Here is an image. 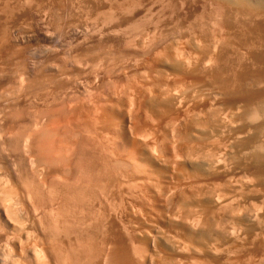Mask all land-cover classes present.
Listing matches in <instances>:
<instances>
[{"label": "bare ground", "instance_id": "bare-ground-1", "mask_svg": "<svg viewBox=\"0 0 264 264\" xmlns=\"http://www.w3.org/2000/svg\"><path fill=\"white\" fill-rule=\"evenodd\" d=\"M7 1V0H6ZM25 1V0H24ZM33 1V0H32ZM76 1V0H75ZM95 1V0H94ZM105 1V0H104ZM113 1V0H112ZM116 1V0H115ZM126 1V0H125ZM170 1V0H169ZM214 1H217V0H214ZM10 2V1H8ZM21 2V0H20ZM46 2V1H45ZM48 2V0H47ZM46 2V3H47ZM69 2V1H68ZM101 2V1H100ZM109 2V1H108ZM122 2V1H121ZM133 2L136 4V1L133 0ZM23 3V2H22ZM60 3V2H59ZM87 3V2H86ZM106 3V2H105ZM113 3V2H112ZM117 3V2H115ZM139 3V2H138ZM183 3V2H182ZM17 4V2H16ZM45 4V3H44ZM76 4V3H75ZM94 4V3H93ZM120 4V3H119ZM122 4V3H121ZM120 4V5H121ZM133 4V3H132ZM214 9L217 13H221L223 11H225V14H224V19H223V22L219 23V25H217L218 27V31H219V34L214 36L213 35H210L211 36V40L209 42V39L207 40L209 42V45L207 44L208 42H206L205 38H203V42L205 40L206 44L204 43V48L206 46L210 47L209 49H211L210 51H207V48L206 50L202 47L200 49V51L202 52V49H203V52L204 50L206 52H210L208 55L206 56H202L201 52V56L200 54L198 56H196V54L194 53V55L192 54L194 52H196V50L198 49L197 47H199V45L202 46V43L201 44H196V42H193V38L192 36H194L192 34L191 38H192V44H196V48L194 46H192V50H190V34H189V37L186 36V34L182 35V33H179L177 36H172L170 38H166V39H163V41H159L158 40L156 41L155 39L149 37L150 33H147L143 30H142L146 33L143 32V34H141L140 32H138V30L136 32L140 33L139 34V38L137 37L138 41L141 43L142 47L145 49L144 51L142 49H139V50H142V53H140L141 55L143 54V58L142 59L140 57V59H142L143 63H140V64H137L138 61L136 63H134V65L132 66L131 69L129 70H126L128 72L129 75H126L125 73V70L124 72H122V74H119V77L115 80H111V81H107L106 86H107V90L109 91V94H110V97L112 96V98L110 99L112 101L113 98H115L117 95H119V93H121V95H119V97H122V95L124 94L123 97L126 98V100L128 101V103L126 102V100L124 101L126 104H124V102L122 101V103L120 104V106L118 104L119 107H124L125 105V108H117V106H115L114 103H118L117 101L116 102H111L110 100L108 102H105L104 103H101L102 105V108H101V105L100 108L102 109V111L104 112V114L110 119H108L107 123L110 121V125L108 123V126L107 127H111L112 130H114V134L112 133L113 131H110L111 134L113 136V139L112 138H109L111 141H110V145L114 147V150H116L117 152H114L116 155H119L118 158H114V155L113 157L109 156L110 158H114V163H116V169H115V172L114 170H111L110 168V164L108 165L109 161H112L110 158L106 157V158H100V156L96 153H101V151L99 150L100 148L98 147V144H101L98 139V135L97 137H94L96 134H93V130L92 128H96L97 129H94V130H97L98 131V126L96 122V120H99L98 116V111H100V108L97 107L99 110L96 112V106L93 105H90L91 107H88L87 105V108H86V111L85 113H88L90 116H88L87 118L90 117L91 119V124L90 123H86V124H89L90 126L87 127L90 129H86V124H83L85 127H84V130H85V133L84 135H80V133L82 134L83 132V126L81 123H84L86 122L84 120L83 122V119L81 123H76V118L78 117V114H82L80 113V111L82 112L83 108L81 107H84L85 104H81V107H71L72 105H69L68 102H62L61 106H60V112L61 114H57V118L53 120V125H51V121L50 119L48 118V123L47 126H44L42 127L41 130H46L48 135H49V132L55 137H57V140L55 139V141L50 144L49 146V149H51L52 151L54 150L55 152H57L60 156V164L59 165H47V158H44L42 156H44V154L41 156V160H38L39 156H40V151H39V155L38 157H35L37 158V160L34 161L33 163V160L28 161V157L31 156L34 154H31L30 151H38L37 148H33V138L32 134H27V132H24L22 131L21 133H19V136H17L16 140L14 141H11V142H7L5 143L6 144V147L10 148V146H12L11 149H16L17 147V151H19V149L21 148H24V149H27V150H30L28 153L31 154L29 155L28 157L27 156H24L27 152L25 150V154L23 155L24 158L27 157V161L26 159H23L25 160L24 162H26V166L27 168H29L27 162H30L29 164H31V168L27 169L26 170V166H23L21 165L22 163H20L19 165V162H22V160H19L17 158V160L15 161L16 163L15 164H18V169L20 168L22 171H21V174L24 178H22V176L19 175V173L17 174V178L19 179V184L17 183V178L15 179L14 178L13 180H15L14 184L15 186L17 185H20L21 186V183L23 182H20V180H23L24 183L22 184L23 186L21 188H26V191H25V194L24 196L27 197V199H24L25 202H28L27 204L24 203V205L26 206H29L28 208L25 207L22 203V206H24V209L25 211L27 212H23L25 215V220L27 221L28 218H31L32 220V224H35L34 221L37 223L35 224L39 231H43L45 230V232L47 233L46 235L45 232L43 234L42 232V236L43 237V241L40 242L38 240V238H36L38 240V242H40V246L37 247L36 245V248L38 249V254L36 255L37 256V259L40 261H42V259H46L48 262L50 261L51 263H53V260L56 261L54 263H57V264H134L133 262H139L142 264V262L145 260L144 258L145 257H148L150 259V264H181L180 262V259L181 257L183 258V255H186L188 256V258L190 259V252L197 250L196 248L194 249V246H192V244H195L194 242H192V236L195 232V235L197 234V230L199 231L201 228L202 229H205L208 224L209 226L207 227L206 230H209V228L212 226V230H214V226H220V225H212L213 223L209 220V219H212L211 215L210 214H213L214 212L208 211V218H206L207 216V213H206V210H208L209 208L206 206L207 203L211 202L213 203L214 205H216L217 207H214L215 209L216 208H219V207H230V211L231 212H237L238 210V213H240L239 211L240 208H238L240 205L238 204L240 199H242L243 197L241 196L240 199H238L240 196V193L241 194H244L242 193V191L246 192V190L249 191V188L247 189H240L238 190V186H239V181L238 179L241 178L243 180V182H245V177L248 176V178L250 179V174L249 175H244L245 177H238L240 175H237L238 179L236 178L235 176V179H237V181L233 178L234 176H231L232 173L229 172L227 169L229 167H226L225 164H227L230 159H232L233 157V153L231 151V154L232 156L230 157L231 154H229L228 152L229 149L227 148H231L227 145L226 148H224V144L222 145L220 142L221 141V138L218 139L219 136L221 135H224L223 132L224 130H228L227 127L231 126H234L235 125V121L234 120V117H236L237 115V111H238V107H237V104H234V105H228L230 103V99L231 97H229V103L226 104V102H222L220 100V96H218V94H222L221 91H225V89L227 88H224L225 85H224V81L225 79H223V72H224V68H225V64H226V58H225V50L226 48L224 49V45L227 46V47H231V46H228L230 41L228 42V44H224V40H226L227 38L228 39H233L231 37H234L235 38H240L239 37V33L241 32H238L239 30H237V28L239 27V23L237 22V15H246L249 19V21L251 22V18L252 17H255V16H258L260 15L263 19H264V0H219L218 3H215L214 2ZM5 5V4H4ZM20 5V4H19ZM27 5V4H26ZM39 5V4H37ZM52 5V4H51ZM91 5V4H90ZM108 5V4H107ZM118 5V6H120ZM125 5V4H124ZM160 5V4H159ZM168 5V4H167ZM6 6V5H5ZM21 6V5H20ZM28 6V5H27ZM30 6V4H29ZM78 6V5H77ZM99 6V5H98ZM134 6V5H133ZM165 6V5H164ZM176 6V5H175ZM180 6V5H179ZM13 7V6H12ZM37 7V6H36ZM44 7V6H43ZM48 7V6H47ZM46 7V8H47ZM93 7V6H92ZM110 7V6H108ZM122 8V5L120 6ZM128 7V6H127ZM139 7V6H138ZM183 7V6H182ZM224 7L227 8V11H226V8L224 10ZM5 8V7H4ZM34 8V7H33ZM88 8V7H87ZM119 8V7H118ZM129 8V7H128ZM126 9L129 10V9ZM172 8V7H171ZM8 9V8H6ZM12 9V8H11ZM19 9V8H18ZM38 9V8H37ZM36 9V10H37ZM59 9V8H58ZM104 9V8H103ZM110 9V8H109ZM132 9V8H131ZM150 9V8H149ZM148 9V10H149ZM160 9V8H159ZM174 9V8H173ZM28 10V9H27ZM34 10V9H33ZM47 10V9H46ZM54 10V9H53ZM60 10V9H59ZM106 10V9H105ZM166 10V9H165ZM176 10V9H175ZM17 11V10H16ZM21 11V10H20ZM48 11V10H47ZM56 11V10H55ZM75 11V10H74ZM80 11V10H79ZM83 11V10H82ZM104 11V10H103ZM109 11V10H108ZM119 11V10H117ZM131 11V10H129ZM2 12V11H1ZM11 12V11H10ZM53 12V11H52ZM100 12V10H99ZM107 12V11H106ZM105 12V13H106ZM115 12V11H114ZM213 12V11H211ZM210 12V13H211ZM8 13V12H7ZM58 13V12H57ZM82 13V12H81ZM92 13V12H91ZM104 13V12H103ZM122 13V12H121ZM145 13V12H144ZM155 13V12H153ZM217 13L216 14V17H217ZM13 14V13H11ZM17 14V13H16ZM88 14V12H87ZM98 14V13H97ZM111 15H114L112 14V12H110ZM124 14V13H123ZM213 14V13H212ZM37 15V14H36ZM53 15V14H52ZM92 15V14H91ZM110 15V16H111ZM150 15V14H149ZM8 16H10L8 14ZM13 16V15H12ZM15 16V15H14ZM84 16V15H83ZM105 16V15H103ZM109 16V17H110ZM122 16V15H121ZM209 16V15H208ZM213 16V15H212ZM215 16V15H214ZM81 17V16H80ZM99 17V16H98ZM114 17V16H113ZM116 18L118 16H115ZM145 17V16H144ZM171 17V16H170ZM215 17V18H216ZM220 17V16H219ZM218 17V18H219ZM238 17H241V16H238ZM54 18V17H53ZM84 18V17H83ZM95 18V17H94ZM106 18V17H105ZM107 18H108V14H107ZM112 18V17H111ZM143 18V17H142ZM146 18V17H145ZM157 18V16H156ZM242 18V17H241ZM240 18V19H241ZM12 19V18H11ZM19 19V18H18ZM42 19V18H41ZM50 19H52L50 17ZM90 19V18H89ZM93 18H91L92 20ZM103 19V18H102ZM179 19V18H177ZM212 19V18H211ZM210 19V20H211ZM214 19V18H213ZM29 20V19H28ZM104 20V19H103ZM108 20V19H107ZM118 20V19H117ZM134 20V18H133ZM137 20V19H136ZM142 20V19H141ZM144 20V18H143ZM142 20V21H143ZM148 20V19H147ZM145 20V21H147ZM150 20V19H149ZM159 20V19H157ZM163 20V19H162ZM216 20V19H214ZM41 21V20H40ZM39 21V22H40ZM77 21V20H76ZM88 21V20H87ZM110 21V20H108ZM107 21V22H108ZM116 21V20H115ZM203 21V20H202ZM212 21V20H211ZM210 21V22H211ZM242 21V20H241ZM264 21V20H263ZM5 22V21H4ZM24 22V21H23ZM42 22V21H41ZM84 22V21H83ZM97 22V21H96ZM101 22V21H100ZM112 22H114L112 20ZM136 22V21H134ZM133 22V23H134ZM139 22L140 19H139ZM154 22V21H153ZM156 22V21H155ZM158 22V21H157ZM162 22V21H161ZM208 22V21H207ZM217 22V21H216ZM243 22V21H242ZM3 23V21H2ZM25 23V22H24ZM28 23V21H27ZM92 23V22H91ZM111 23V22H110ZM129 23V22H128ZM160 23V22H159ZM158 23V24H159ZM164 23V22H163ZM174 23V22H172ZM176 23V22H175ZM189 23V22H187ZM185 24L184 23H180V24H174V28L177 30V29H182L183 27L186 28L188 31L190 29V25L189 24ZM195 23V22H194ZM245 23V22H243ZM247 23V22H246ZM245 23V24H246ZM7 24V23H6ZM4 24V25H6ZM33 24V23H32ZM36 24V23H35ZM45 24V23H44ZM88 24V23H87ZM114 24V23H113ZM129 24H132V23H129ZM145 24V23H144ZM147 24V22H146ZM157 24V23H156ZM196 24V23H195ZM204 24V23H203ZM212 24V22L210 23ZM215 24V23H214ZM252 23H248V25H251ZM260 24V23H259ZM264 24V23H263ZM1 25V24H0ZM28 25V24H27ZM139 25V24H138ZM149 25V24H148ZM160 25V24H159ZM193 25V24H192ZM241 26H243L242 24H240ZM7 26V25H6ZM24 26V24H22V27ZM37 26V25H35ZM60 26V25H59ZM80 26V25H79ZM82 26V25H81ZM132 27L131 28H134L133 25H131ZM152 26V25H151ZM156 26V25H155ZM155 26H152L155 28ZM171 26V25H170ZM212 26V25H211ZM264 26V25H263ZM261 27L259 25H256L254 23V28L251 26H248L247 28H244L246 34L248 37H246V41H247V44H249L250 46H253L254 42L256 43V41L258 40H253V34H255V31H260L261 30L264 32V27ZM3 27V26H2ZM93 27V26H92ZM95 27V26H94ZM130 28V26H127ZM143 27V26H142ZM147 27V26H146ZM202 27V26H200ZM208 27V26H207ZM214 27V26H213ZM216 27V28H217ZM1 28V26H0ZM36 28V27H35ZM54 28V27H53ZM81 28V27H80ZM123 29V27H121ZM119 28V29H121ZM126 28V27H125ZM124 28V29H125ZM128 28V29H129ZM140 28V31H141V27L139 25L138 29ZM148 28V27H147ZM157 28V27H156ZM163 28V27H162ZM192 28V27H191ZM196 28V27H195ZM206 28V27H204ZM6 29V28H5ZM3 30L1 31V35L0 37H2L1 40H3V38L5 39L6 37L9 36L8 31L6 30ZM28 29V28H27ZM46 29V28H45ZM93 29V28H92ZM100 29V27L98 28ZM96 28V30H98ZM107 29V28H106ZM111 29V28H110ZM127 29V28H126ZM185 29V30H186ZM207 29V28H206ZM20 30V29H18ZM68 30V29H67ZM118 30V28H117ZM131 30V29H130ZM134 30V29H132ZM131 30V31H132ZM184 30V29H182ZM185 31V32H188V31ZM198 30V29H197ZM204 30V29H203ZM241 30V29H240ZM11 31V30H10ZM16 31V30H15ZM49 31V30H48ZM47 31V32H48ZM77 31V30H75ZM94 32V30H92ZM101 31V29H100ZM103 31V30H102ZM109 31V30H108ZM124 31V30H123ZM128 31V30H127ZM160 31V30H159ZM191 31V30H190ZM212 31V28L210 30V32ZM216 31V30H215ZM41 32V31H40ZM92 32V33H93ZM97 32V31H96ZM99 32V31H98ZM111 32V30H110ZM113 32V31H112ZM116 32V31H115ZM122 32V31H121ZM126 32V31H125ZM124 32V33H125ZM153 32H155V30H153ZM152 32V34L154 35V33ZM204 32V31H202ZM201 32V33H202ZM30 33V32H29ZM74 33V32H73ZM87 33V31H86ZM90 33V32H89ZM109 33V32H107ZM130 32H128L127 34H129ZM131 33H134L131 32ZM158 33V32H157ZM194 33V32H193ZM213 33V32H212ZM46 34V33H45ZM44 34V36H45ZM53 34V33H51ZM65 34V33H64ZM84 35H86L85 33H83ZM91 34V33H90ZM95 34V33H94ZM113 34V33H112ZM135 34V33H134ZM181 34V35H180ZM207 34V33H206ZM211 34V33H210ZM11 35V34H10ZM40 35V34H39ZM47 35V34H46ZM80 35V33L78 34ZM93 35V34H92ZM96 35V34H95ZM105 35V33H104ZM110 35V34H109ZM116 35V34H114ZM172 35V34H171ZM174 35V34H173ZM176 35V34H175ZM202 35V34H201ZM29 36V35H28ZM43 36V37H44ZM52 36V35H51ZM124 36V35H122ZM134 36H138L137 34H135ZM152 36V35H151ZM204 36H207V35H204ZM262 36V35H261ZM49 37V36H48ZM82 37V36H81ZM80 37V38H81ZM107 37V36H106ZM126 39H122L124 44L122 45H125V46H128L129 45V48H130V42L132 41V39L130 38L131 36H128L129 38H127V36H124ZM153 37H156V36H153ZM15 38V37H14ZM17 38V37H16ZM15 38V39H16ZM28 38V37H27ZM85 38V37H84ZM89 38V37H88ZM87 38V40H88ZM95 38V37H94ZM99 37L97 36V39ZM117 38V37H116ZM115 38V39H116ZM150 38L153 39L151 41H153L152 43H154V41L158 42V43H155V44H152L150 42ZM162 38V37H161ZM164 38V36H163ZM200 38V37H199ZM197 38V40L199 39ZM7 39H9L8 41H6V43H8L10 40V38L8 37ZM6 39V40H7ZM14 39V40H15ZM37 39V38H36ZM67 39V38H66ZM101 39V37H100ZM136 39V38H135ZM134 39V40H135ZM196 40V38H194ZM202 39V38H200ZM234 39L231 41L233 42ZM13 40V39H12ZM41 40V39H39ZM70 40V39H69ZM17 41V40H16ZM76 41V40H74ZM84 41V39H83ZM114 41V40H113ZM121 40L117 41V43L119 42L120 43ZM228 41V40H227ZM236 41V40H235ZM4 42V41H3ZM14 42V41H13ZM28 42V41H27ZM33 42V41H32ZM59 42V41H58ZM68 42V41H67ZM70 42V41H69ZM81 42V40H80ZM100 42V40H99ZM98 42V43H99ZM112 42V41H111ZM116 42V41H115ZM200 42V41H199ZM202 42V41H201ZM1 43V41H0ZM11 43V42H10ZM9 43V44H10ZM17 43V42H16ZM14 42V44H16ZM24 43H26L24 41ZM50 43V41H49ZM109 43V44H108ZM113 44H115L114 42H112ZM116 43V44H117ZM118 43V44H119ZM134 43V41H133ZM148 43H151L150 46ZM2 44V43H1ZM5 44V42H4ZM54 44V43H53ZM84 44V42L82 43ZM96 44V43H95ZM139 44V43H137ZM148 44V45H147ZM234 44V43H233ZM8 45V44H7ZM18 45V43L16 44ZM32 45V44H31ZM91 45V44H90ZM121 45V44H119ZM121 45V49L122 48H126V47H122ZM259 45V44H258ZM2 47V45H0ZM11 46H12V43H11ZM14 46V45H13ZM29 46V45H28ZM40 46V45H39ZM84 46V45H83ZM95 46V45H94ZM105 46H111V43L110 42H107L105 44ZM133 46V45H132ZM136 46V45H135ZM146 46L147 49H146ZM239 46V45H238ZM248 46V45H246ZM245 46V48H246ZM262 46V45H261ZM9 47V46H8ZM18 47V46H17ZM26 47V46H25ZM70 47V45H69ZM68 47V48H69ZM112 47H116V45H113ZM134 47V46H133ZM138 47V45H137ZM136 47V48H137ZM23 48V47H21ZM20 48V49H21ZM29 48V47H28ZM41 48V47H39ZM64 48V47H63ZM83 48V47H82ZM85 48V47H84ZM83 48V49H84ZM93 48V47H92ZM114 48V49H115ZM119 48V47H118ZM132 48V47H131ZM135 48V47H134ZM141 48V47H140ZM200 48V47H199ZM256 48V47H255ZM24 49V48H23ZM42 49V48H41ZM61 49V48H60ZM67 49V48H66ZM98 49V48H97ZM111 49V48H109ZM127 49V48H126ZM30 50V49H29ZM51 50V49H50ZM53 50V48H52ZM51 50V51H52ZM117 50V49H116ZM120 50V49H119ZM131 50V49H130ZM231 50V48H230ZM244 50V49H243ZM20 51V50H19ZM27 51V49H26ZM39 50H37L38 52ZM44 51V50H43ZM47 51V49H46ZM82 51V50H81ZM86 51V50H85ZM114 51V50H113ZM199 51V50H198ZM235 51V50H234ZM238 51V50H236ZM241 51V50H240ZM36 52V51H35ZM42 52V51H40ZM53 52V51H52ZM121 52V51H119ZM192 52V53H191ZM202 52V53H203ZM3 53V52H2ZM25 53V52H24ZM34 53V52H33ZM46 53V52H44ZM51 53V52H50ZM97 53V52H96ZM99 53V52H98ZM106 53V52H105ZM199 53V52H198ZM197 53V54H198ZM231 53V52H230ZM249 53V52H248ZM257 53V52H256ZM1 54V53H0ZM32 54V53H30ZM72 54V53H71ZM75 54V52H74ZM92 54H95L92 52ZM122 53H120L121 55ZM5 55H6V51H5ZM19 55V54H18ZM26 55V54H25ZM36 55V54H35ZM41 55V54H39ZM46 55V54H45ZM49 55H52V54H49ZM73 55V54H72ZM91 55V54H90ZM89 55V56H90ZM102 55V54H101ZM118 55V54H117ZM125 55V54H124ZM123 55V56H124ZM129 55V54H128ZM139 55V56H141ZM241 55V54H240ZM244 55V54H243ZM28 56L30 57L31 55L28 54ZM43 56V55H42ZM47 56V55H46ZM70 57V55H68ZM88 56V55H87ZM100 56V55H99ZM119 56V55H118ZM122 56V55H121ZM229 56V55H227ZM246 56V55H245ZM249 56V55H248ZM40 57V56H39ZM44 57V56H43ZM102 57V56H101ZM109 57V56H108ZM111 57V56H110ZM241 57V56H240ZM247 57V56H246ZM27 58V57H26ZM36 58V57H34ZM63 59V57H60ZM59 58V59H60ZM127 58V57H126ZM133 58V57H131ZM137 58V57H136ZM134 58V59H136ZM229 58V57H228ZM1 59V58H0ZM30 59V58H29ZM39 59V58H38ZM56 59V58H55ZM58 59V58H57ZM76 59V57H75ZM84 59V58H83ZM96 59V58H95ZM104 59V58H103ZM106 59V58H105ZM112 59V58H111ZM115 59V58H114ZM125 58H123L124 60ZM138 59V58H137ZM139 59V60H140ZM245 59V58H244ZM261 59V58H260ZM259 59V60H260ZM15 60V59H14ZM19 60V59H18ZM52 60V59H51ZM65 60V59H64ZM69 59H67V62H68ZM71 60V59H70ZM79 60V59H78ZM81 60V59H80ZM97 60V59H96ZM102 60V59H101ZM229 60V59H228ZM242 60V59H240ZM16 61V60H15ZM29 61V60H28ZM60 61V60H59ZM62 61V60H61ZM74 61V60H72ZM71 61V62H72ZM86 61V60H85ZM91 61V60H89ZM108 61V60H107ZM110 61V60H109ZM132 61V60H131ZM230 61V60H229ZM19 62V61H18ZM40 62V60L38 61ZM57 62V61H56ZM79 62V61H77ZM121 62V61H120ZM124 62V61H123ZM141 62V61H140ZM234 62V61H233ZM250 62V60H249ZM26 63V66H22L21 65V74H18V75H23V77H26V79H31V80H34V72H33V69H32V63L33 62H25ZM29 63V64H28ZM48 63V62H47ZM52 63V61H51ZM51 63L49 64L51 66ZM60 63V62H59ZM62 63V62H61ZM65 63V62H64ZM89 63V62H88ZM92 63V62H91ZM97 63V62H96ZM100 63V62H98ZM107 63V62H106ZM110 63V62H109ZM107 63V64H109ZM119 63V61H118ZM122 63V62H121ZM126 63V62H125ZM132 63V62H131ZM245 63V62H244ZM248 63V62H247ZM5 64V62H4ZM63 64V63H62ZM113 64V62H112ZM116 64V63H115ZM138 66H137V65ZM142 64V65H141ZM25 65V64H24ZM42 65V64H41ZM47 64H45L46 66ZM48 65V66H49ZM53 65V63H52ZM56 65H59L58 63ZM54 64V66H56ZM77 65H79L77 63ZM76 65V66H77ZM84 65V64H83ZM96 65V64H95ZM98 65V64H97ZM96 66H92L94 71L96 69ZM118 65V64H117ZM141 65V66H139ZM234 65V64H233ZM5 66V65H4ZM68 66V65H67ZM85 66V65H84ZM87 66V64H86ZM108 66V65H107ZM119 66V65H118ZM1 67V66H0ZM11 67V66H10ZM66 67V66H64ZM73 67V66H72ZM80 67V66H79ZM91 67V65H90ZM92 67L90 69H92ZM100 67V66H98ZM97 67V68H98ZM123 67V66H122ZM252 67V66H250ZM43 67H39L38 70L36 71H39L37 72L38 74L43 71L42 69ZM47 68V67H45ZM52 68V67H51ZM59 68V67H58ZM81 68V67H80ZM84 68V67H83ZM101 68V67H100ZM111 68V67H110ZM110 68H107V70L110 72ZM115 68V66L113 67ZM228 68V67H227ZM236 68V67H235ZM238 68V66H237ZM19 69V68H18ZM56 69V68H55ZM77 69V68H76ZM103 69V68H102ZM120 69V68H119ZM19 70V71H20ZM41 70V71H40ZM57 70V69H56ZM84 70V69H83ZM99 70V68H98ZM101 70V69H100ZM113 70V69H112ZM13 71V70H12ZM46 71V70H45ZM66 71V70H65ZM90 71V70H88ZM103 71V70H102ZM105 71V70H104ZM119 71V70H117ZM116 71V72H117ZM44 72V71H43ZM50 71H48L49 73ZM82 72V71H81ZM101 72V71H100ZM99 72V73H100ZM213 73L212 75L210 74ZM233 72V71H232ZM243 72V71H242ZM259 72V71H258ZM15 73V72H14ZM20 73V72H19ZM57 73V72H55ZM69 73V71H68ZM235 73V72H234ZM6 74V73H5ZM11 74V73H9ZM13 74V73H12ZM90 74V73H89ZM93 74V73H92ZM117 74V73H116ZM239 74V73H238ZM40 75H43L42 72ZM83 75V74H82ZM91 75V74H90ZM95 77L97 76L96 74H94ZM93 75V76H94ZM102 75V74H101ZM105 75L106 74V71H105ZM255 75V74H254ZM21 76H18L19 78ZM37 78L35 79H38V76L36 74ZM41 76V77H43ZM247 76V75H246ZM47 76V80L49 79ZM63 77H66V76H63ZM94 77V78H95ZM101 77V76H100ZM123 77L124 81L126 78H129L128 80H126L127 82H130L131 83H128L125 81V84L126 87L122 85L119 86L118 84V81H120L119 79ZM9 78V77H8ZM22 79V78H20ZM45 79V76L43 77ZM60 78V77H59ZM69 78V77H68ZM76 78V77H75ZM233 78H234V75H233ZM245 78V77H244ZM248 78V77H247ZM51 79V78H50ZM62 79V77H61ZM64 79V78H63ZM78 79V78H77ZM97 79V77H96ZM107 79V78H106ZM223 79V80H222ZM237 79V78H236ZM252 79V78H251ZM259 79V78H258ZM257 79V80H258ZM263 79V78H262ZM9 80V79H8ZM30 80V81H31ZM46 80V79H45ZM44 80V82H45ZM52 80V79H51ZM85 80V79H84ZM84 80H83V83H84ZM108 80V79H107ZM21 81V80H20ZM23 81V80H22ZM26 81V80H25ZM29 81V82H30ZM37 81H42L43 82V79L41 80H36L34 81V83H36ZM64 81H68V80H65ZM80 81V79H79ZM94 81V80H93ZM256 81V80H255ZM28 81H26V84L29 83ZM33 82V81H32ZM38 82V85L41 86ZM47 82H50L49 81H46L45 84H47ZM74 82V81H73ZM95 82V81H94ZM92 82V83H94ZM215 82L213 84V87L211 83ZM10 83V82H9ZM19 86H20V83L21 82H18ZM23 83V82H22ZM21 83V86L23 85ZM41 83V82H40ZM61 83V82H59ZM67 83V82H66ZM65 83V84H66ZM78 83V81H77ZM104 83V82H103ZM124 83V82H123ZM205 83L209 84V86L205 85ZM240 83V82H239ZM255 83V82H254ZM258 83V82H257ZM6 84V83H5ZM37 84V83H36ZM69 84V83H68ZM88 84V83H87ZM90 84V83H89ZM130 84V85H129ZM197 84H203V86H206V88L204 89V91H208L210 89L211 92H202L200 93L198 96L197 94H195V92H197V90L195 91V89H193ZM211 84V86H210ZM9 85V84H8ZM43 85V84H42ZM51 85V84H50ZM78 85V84H77ZM82 85V83H81ZM79 85V86H81ZM84 85V84H83ZM86 85V84H85ZM92 85V84H90ZM118 85V86H117ZM234 85V84H233ZM259 85H260V82H259ZM262 85V84H261ZM20 86V87H21ZM25 86V85H23ZM27 86V85H26ZM49 86V85H48ZM66 86V85H65ZM89 86V85H88ZM105 86V85H104ZM105 86V87H106ZM36 87V86H35ZM57 87V86H56ZM72 87V86H71ZM83 87V86H82ZM209 89H208V88ZM239 87V86H238ZM252 87V86H251ZM257 87V86H256ZM10 89V86L8 87ZM84 90H86L85 86L83 87ZM94 88V87H93ZM122 88V89H121ZM7 89V88H6ZM24 90V87L22 88ZM27 89H29V87H27ZM26 89V90H27ZM49 88H47L48 90ZM71 89V88H70ZM92 89V88H91ZM121 89V91H120ZM239 89V88H238ZM257 89V88H256ZM38 90V89H37ZM45 90V89H44ZM50 90V89H49ZM58 90V89H57ZM75 90V88H74ZM93 90V89H92ZM95 90V89H94ZM97 90V88H96ZM95 90L94 93H96L97 91ZM105 90V89H104ZM103 90V91H104ZM228 90V89H227ZM231 90V89H229ZM241 90V89H240ZM68 91H71V90H68ZM101 91V90H100ZM249 91V90H248ZM42 92V91H41ZM48 92V91H47ZM46 92V93H47ZM54 92V91H52ZM60 92V91H59ZM74 92V91H73ZM83 92V93H82ZM81 93L83 94V96L81 97V99L85 98V96L87 97V94L84 93V91H82ZM92 91H88L89 94H91ZM4 93V92H3ZM40 93V92H39ZM43 93V92H42ZM45 93V92H44ZM56 93V92H54ZM69 93V92H68ZM80 93V92H79ZM87 93V91H86ZM98 93V92H97ZM17 94V93H16ZM29 94V93H28ZM48 94V93H47ZM46 94V95H47ZM62 94V93H61ZM65 93H63L64 95ZM88 94V97H93V95H89ZM100 94V93H98ZM103 94V93H102ZM108 94V93H107ZM108 94V96H109ZM264 94V93H263ZM37 95V94H36ZM63 95H61L62 97H64ZM78 95V94H77ZM85 95V96H84ZM227 95V94H226ZM24 96V95H23ZM27 96V95H26ZM96 96L95 99L97 98V95H94ZM237 96V95H236ZM240 96V95H239ZM251 96H253L252 92L249 93L248 95L246 94V98L247 99H250ZM257 96V95H256ZM29 97V96H28ZM32 97V96H31ZM43 97V96H42ZM68 98L66 99H69L70 96L67 95ZM86 98L87 101H89V98ZM99 97V96H98ZM36 98V97H35ZM39 98V97H38ZM52 98V97H51ZM75 98V97H74ZM109 98V97H108ZM116 97L115 99L119 101H121L122 99L121 98H118ZM34 99V98H33ZM46 99V98H45ZM79 99V98H78ZM99 99V98H98ZM100 99H103L101 96H100ZM236 99V98H235ZM252 99V98H251ZM15 100V99H14ZM18 100V99H17ZM37 100V99H36ZM54 100V99H53ZM91 100V99H90ZM66 101V100H65ZM68 101V100H67ZM70 101V99H69ZM93 101V99H92ZM95 101V100H94ZM97 101V100H96ZM95 101V102H96ZM234 101V100H233ZM231 100V102H233ZM34 102V101H33ZM82 102V101H81ZM90 102V101H89ZM99 102V101H98ZM96 102L95 105L98 103ZM253 102V101H251ZM258 102V101H257ZM40 103V102H39ZM49 103V102H48ZM71 103V101H70ZM77 103V102H76ZM84 103V102H83ZM89 103V104H91ZM100 103V102H99ZM113 103V104H112ZM235 103V102H234ZM15 104V103H14ZM88 104V103H87ZM112 104V106H111ZM226 104V105H225ZM233 104V103H232ZM240 104V103H239ZM238 104V105H239ZM251 104V103H250ZM13 105V104H12ZM25 105V104H24ZM59 105V103H58ZM114 105V106H113ZM122 105V106H121ZM228 105V106H227ZM263 105V104H262ZM76 106V105H75ZM252 106V104H251ZM256 106V105H255ZM258 106V105H257ZM260 106V105H259ZM28 107V106H27ZM254 107V106H253ZM8 108V107H7ZM17 108V107H16ZM32 108V107H31ZM34 108V107H33ZM36 108V107H35ZM263 108V107H262ZM11 109V108H9ZM28 110V109H27ZM33 111V110H32ZM83 111V112H84ZM262 111V110H261ZM5 112V111H4ZM10 112V111H9ZM2 113V111H1ZM18 113V111H17ZM6 114V113H5ZM11 114V113H10ZM39 114V113H38ZM87 114V115H88ZM239 114V112H238ZM14 115V114H13ZM84 116V113L82 114ZM98 115V116H97ZM236 115V116H234ZM5 116V115H4ZM9 116V115H8ZM26 116V115H25ZM33 116V114H32ZM86 116V115H85ZM234 116V117H233ZM246 116V115H245ZM39 117V116H38ZM81 117V115L79 116V118ZM10 118V117H9ZM248 118V117H247ZM246 118V119H247ZM43 119V118H42ZM41 119V120H42ZM89 119V120H90ZM1 120V119H0ZM28 120V119H27ZM87 120V119H86ZM87 120V122L89 121ZM10 121V120H9ZM12 121V120H11ZM30 121V120H29ZM46 121V122H47ZM33 122V121H32ZM31 122V123H32ZM42 122V121H41ZM105 122H106V118H105ZM239 122V121H238ZM246 122V121H245ZM256 122V121H255ZM258 122V121H257ZM1 123V122H0ZM96 123V125L94 124ZM106 123V124H107ZM240 123V122H239ZM262 123V122H261ZM29 124V123H27ZM33 124V123H32ZM42 124V123H41ZM45 124V123H44ZM43 124V125H44ZM45 124V125H46ZM101 124V123H100ZM100 124H99V127H100ZM105 124V125H106ZM252 124V123H251ZM35 125V124H33ZM50 125V127H49ZM80 127H78V126ZM95 125V126H94ZM105 125H101V126H105ZM264 125V124H262ZM21 126V125H20ZM28 126V125H27ZM31 126V125H30ZM81 126H82V129H81ZM261 126V125H260ZM106 127V126H105ZM106 127V128H107ZM164 127V130L162 129ZM248 127V126H247ZM264 127V126H263ZM29 128V126H28ZM34 128V126H33ZM163 131H168V133L166 134L165 132L161 131V129ZM167 128V130H165ZM234 128V127H233ZM241 128V127H240ZM256 128V127H254ZM258 128V127H257ZM36 129V128H35ZM81 129V131L79 130ZM105 129V128H104ZM109 129V128H107ZM109 129V130H111ZM230 129V128H229ZM237 129V128H236ZM235 129V130H236ZM24 130V129H23ZM79 130V132H78ZM234 130V131H235ZM17 131V130H16ZM37 131V130H36ZM96 131V132H97ZM103 131V130H102ZM101 131V132H102ZM108 131V130H107ZM161 131V133H160ZM35 132V131H34ZM95 132V133H96ZM164 134H163V133ZM229 132V131H228ZM39 133V132H38ZM84 133V132H83ZM98 133V132H97ZM107 133V132H106ZM105 133V134H106ZM241 133V132H240ZM244 133V132H243ZM246 133V132H245ZM16 134V133H15ZM35 134V133H34ZM92 134V135H91ZM99 134V133H98ZM104 134V135H105ZM226 134V133H225ZM234 134V133H232ZM14 135V134H13ZM40 135V134H39ZM102 135V134H101ZM109 135V134H107ZM252 135V134H251ZM93 136V137H92ZM106 136V135H105ZM241 136L243 137V134H241ZM241 136L239 135V133H236L234 134V138L233 140L235 141L236 138L239 137V139L241 138ZM260 136V135H259ZM8 138V136H6ZM39 137V136H37ZM110 137V136H109ZM223 137V136H222ZM246 137V136H245ZM46 138V137H45ZM92 138H97V148H95L96 146L94 145L95 140L92 139ZM104 139V137H102ZM4 139V138H3ZM39 139V138H38ZM41 139V138H40ZM224 139V138H222ZM230 139V138H229ZM245 139V138H244ZM247 139V138H246ZM11 140V138H10ZM220 140V141H219ZM231 140V139H230ZM228 140V141H230ZM242 140V139H241ZM263 139H261L262 141ZM5 141V140H4ZM36 140H34L35 142ZM41 141V140H40ZM102 141V140H101ZM106 141V140H105ZM224 141V140H223ZM227 141V142H228ZM232 141V140H231ZM238 141V139H237ZM258 141V140H257ZM260 141V140H259ZM37 142V141H36ZM35 142V143H36ZM39 142V141H38ZM37 142V143H38ZM109 140L107 141V144H108ZM226 142V143H227ZM37 143L35 145H37ZM238 143V142H237ZM241 143V142H240ZM261 143V142H260ZM228 144V143H227ZM230 145H232V142L229 143ZM248 144V143H247ZM4 145V144H3ZM8 145V146H7ZM34 145V147H35ZM109 145V146H110ZM256 145V144H255ZM40 146V145H39ZM102 146V145H101ZM226 146V145H225ZM240 146V145H239ZM251 145L249 146V148H251ZM3 147V146H2ZM20 147V148H19ZM106 147V145H105ZM247 148L245 149L246 151H251V149L248 148V146H246ZM40 148V147H39ZM38 148V149H39ZM102 148V147H101ZM233 148V147H232ZM235 148V146H234ZM256 148V147H255ZM259 148V146H258ZM262 148V147H261ZM13 149V150H14ZM23 149V150H24ZM36 149V150H35ZM96 152H95V150ZM226 149L228 150V152L226 151ZM244 149V148H243ZM1 150V149H0ZM7 150V149H6ZM22 151V154L24 153ZM41 150V149H40ZM50 150V151H51ZM99 150V151H98ZM113 150V151H114ZM240 149L236 150V149H233V152L234 151H239ZM263 150V149H262ZM11 151V150H10ZM15 151V150H14ZM13 151V153H14ZM20 151V152H21ZM98 151V152H97ZM103 151V150H102ZM109 153L112 151H110V148H109ZM107 151V152H108ZM245 151V152H246ZM258 151V150H257ZM7 152V151H6ZM42 152V151H41ZM44 152V150H43ZM225 152L226 154L228 153L230 159L228 157H224V156H227L225 155ZM241 151H239L240 153ZM252 152V151H251ZM254 152H255V149H254ZM16 153V152H15ZM28 153L26 155H28ZM235 154H237L238 152H234ZM243 153V152H242ZM250 153V152H249ZM261 153V152H259ZM1 154V152H0ZM4 154V153H3ZM19 154V153H18ZM104 154V153H103ZM102 154V155H103ZM241 154V153H240ZM252 154V153H251ZM250 154V155H251ZM254 154V153H253ZM257 154V153H255ZM263 154V153H262ZM14 155V154H13ZM12 155V156H13ZM17 155V154H16ZM37 154H34V156H36ZM48 155V154H47ZM115 155V156H116ZM238 155V154H237ZM247 155V154H246ZM246 155H244L246 157ZM249 155V158H246V160H250V158L253 157V155L250 157ZM5 156V155H4ZM236 156V155H235ZM234 156V157H235ZM239 156V155H238ZM256 156V155H255ZM1 157V156H0ZM6 157V156H5ZM8 157V156H7ZM16 157V156H15ZM248 157V155H247ZM43 158V159H42ZM224 158H225V161L226 159L228 158L229 161L226 163L224 161ZM257 157H255L256 159ZM4 159V158H3ZM13 159V158H12ZM11 159V160H12ZM46 161H45V160ZM51 159V158H50ZM227 159V160H228ZM237 159V158H236ZM49 160V158H48ZM234 160V159H233ZM245 160V159H244ZM242 160V161H244ZM252 160V159H251ZM260 160V159H259ZM3 161V160H2ZM6 161V160H5ZM9 161V159H8ZM13 161V160H12ZM53 161V160H52ZM241 161V159H240ZM253 161V160H252ZM256 161V160H254ZM261 161V160H260ZM4 162V161H3ZM18 162V163H17ZM23 162V164H24ZM235 161H233L234 163ZM225 163V164H224ZM232 162H230L231 164ZM244 163V162H243ZM251 163V162H250ZM2 164V163H1ZM36 164V171L35 172H31L34 170V168H32L33 165ZM49 164V163H48ZM221 164H224L222 166L226 167L227 169H225L224 171L221 169L222 166ZM5 165V164H4ZM8 165V164H7ZM5 165V166H7ZM237 165V162L236 164ZM248 165V164H247ZM261 165V164H260ZM1 166V165H0ZM15 166L17 167V165H14L13 163V169L12 171L14 170ZM252 166V165H251ZM255 166V164H254ZM257 166V165H256ZM25 168V170L23 168ZM238 167V166H237ZM236 166L233 167L234 169L237 168ZM247 167V166H246ZM110 168V170H109ZM9 169V168H8ZM18 169L16 168V170L18 171ZM31 169V171H29ZM33 169V170H32ZM218 172H220L221 170L223 172H220V173H223L221 174L223 176V179H225L226 181H228L227 179H229V182H224L225 180H223V184L225 183H228L229 186H226L221 184L220 181H215L220 183L221 184V187H223L222 189H220L221 191H213L214 189H216V187H218V185L220 186V184L218 183H214V181L212 180L211 182H213L216 186H212L211 184L212 183H207V184H210L212 187L213 190H210L209 188L207 189L205 186L208 187V185L205 184V182L207 181V179H205V176H206V173L208 174V172L212 173L213 171L216 172V170H218ZM221 169V170H220ZM231 169V168H229ZM233 169V170H234ZM239 169V168H238ZM243 170V168H241ZM10 170V169H9ZM24 170V172H23ZM240 170V169H239ZM1 171V170H0ZM4 171V170H3ZM7 171V170H6ZM29 171V172H28ZM113 171V172H112ZM227 171V172H226ZM232 171V170H230ZM246 171V170H245ZM244 171V172H245ZM8 172V171H7ZM14 172V176L16 175L15 174V170L13 171ZM12 172V173H13ZM20 172V171H18ZM23 172V173H22ZM28 172V173H27ZM213 172V174H214ZM231 173V175H227L226 176V173ZM233 172V171H232ZM236 172V170H235ZM240 172V171H239ZM243 173H240L242 176H243ZM10 173V172H9ZM238 173V172H237ZM246 173V172H245ZM248 173V171H247ZM224 174H225V177L224 178ZM235 174V173H234ZM2 175V174H1ZM208 175H211V174H208ZM207 175V176H208ZM219 175V173L217 174ZM236 175V174H235ZM6 175H4L5 177ZM10 176V175H9ZM13 176V175H12ZM102 176H105V178L107 179L106 182L103 181V177ZM216 176V175H214ZM220 176V177H222ZM3 177V178H4ZM119 180V181H122V183L124 182H132V189L134 186L137 187L138 191H137V195L136 193L133 194V196H136L135 199L138 201V203L136 202H133V203H129L130 200H128V202H126L127 200H125L126 202V205L128 204V208L129 210H127L128 208H125L126 206L123 205V201L121 202L122 203V207L124 206V208L126 209V213L129 214V217H130V220L128 221V224L129 227H127L125 230H128L129 234L125 235L126 231H124V234H122V236H129V240L131 241H136L138 243H133L134 245H131L129 249H133V251L131 250V254L133 255V257L135 259L132 260V255L129 254V257L128 254L126 253V247L125 248H120L119 249V245H118V241H120V238L121 236H117V232L114 231V229H117L116 227L119 226L120 221H123V220H120L117 216L113 215L110 210H109V213H111L113 216H114V221L117 222L118 224H115L114 225V221L113 222H109L110 223H113L112 226H109L111 227H108L110 228V230L102 227V224H101V220H103L101 218V220L99 221V214L97 215V213L95 215H97L96 217L98 218H94L93 217V220L95 219L96 221L98 220V222L94 221L92 222L93 223V227H91L90 223L91 222V218L92 217V212L90 213V217L84 213H88V211H86L84 208L87 207V204L90 205V198L93 196V197H96L95 194H102L104 186L105 185H110L112 187H119V185H116L118 184V180L116 181V178ZM209 177V176H208ZM212 177V175L210 176ZM217 177V176H216ZM219 177V176H218ZM3 178L1 179L3 181ZM10 178V177H9ZM230 178H233L232 181L230 180ZM244 178V179H243ZM56 180V182H59V184H53L54 181L51 183V180ZM210 179H213V178H210ZM221 178H218V180H220ZM249 179H246V183L245 186L247 187V182L248 184L250 185V183H252V181L250 182ZM6 182L8 181L7 179H5ZM5 180L2 182V183H5ZM12 180V181H13ZM209 180V179H208ZM222 180V179H221ZM252 180V179H251ZM11 181V180H10ZM44 181H47L48 182V187L46 186V188H48V190H43V183ZM50 182V183H49ZM241 182V180H240ZM254 182V181H253ZM12 183V182H11ZM26 183V185L24 186V184ZM115 183V185L113 184ZM1 184V183H0ZM6 185L4 186H7L8 183H5ZM43 184V185H42ZM120 184V183H119ZM138 186H137V185ZM242 184V183H241ZM13 185V183L11 184ZM108 185V186H109ZM114 185V186H113ZM131 184H128L127 186L128 187H131L129 186ZM134 185V186H133ZM223 185V186H222ZM10 186V185H9ZM8 186V187H9ZM14 186V185H13ZM27 186V187H26ZM126 187V190L129 189ZM1 187V186H0ZM43 187V188H42ZM121 187H122V184H121ZM124 187V186H123ZM124 187V189H125ZM210 187V186H209ZM219 187V188H221ZM227 187V188H226ZM229 187V188H228ZM241 187V185H240ZM5 190L7 187H4ZM10 188V187H9ZM9 188H7V190H9ZM15 188V187H14ZM118 188V189H119ZM205 190H204V189ZM242 188H244V186H242ZM12 189V188H10ZM45 189V188H44ZM135 190H137L135 187H134ZM228 189V191H227ZM16 189H14L15 191ZM111 190V189H110ZM125 190V191H126ZM152 190V192L150 191ZM211 191L212 193H214L212 195L211 194V197H209V195L205 192V191ZM227 193H225L226 191ZM13 191V192H14ZM96 191V192H95ZM124 191V190H123ZM128 191V190H127ZM133 192H135L134 190H132ZM208 191V193H209ZM225 191V192H223ZM240 191V193L238 192ZM255 191V190H254ZM1 192V191H0ZM10 192V190H9ZM16 192V191H15ZM109 192V191H108ZM116 192V191H115ZM118 192V190H117ZM129 192V191H128ZM131 192V191H130ZM223 192V193H222ZM252 192V189L250 188V193ZM4 194H2L1 196L4 197L3 195H5V197L3 199H9V195H8V192H3ZM21 193V192H20ZM123 193V192H122ZM126 193V192H125ZM239 193V195H238ZM247 193V192H246ZM249 193V192H248ZM247 193V196L248 195ZM255 193V192H254ZM16 194V193H14ZM96 194V195H97ZM106 194V193H105ZM108 194V193H107ZM113 194V192H112ZM119 194V193H118ZM121 194V193H120ZM128 194V193H127ZM131 194V193H130ZM129 194V195H130ZM208 196H207V195ZM253 193H251L252 195ZM264 194V193H262ZM12 196V193L10 194ZM250 195V196H251ZM255 195V194H254ZM0 196V197H1ZM9 198H8V197ZM23 196V195H22ZM100 196V195H99ZM128 196V195H127ZM126 195L124 197H127ZM246 196V194L244 195ZM25 197V198H26ZM93 197L91 199H93ZM101 197V196H100ZM104 198V196H102ZM106 197V196H105ZM109 197V196H108ZM114 197H118V195H114ZM123 197V195L121 196ZM132 197V196H131ZM252 198L253 195L251 196ZM89 198V199H88ZM97 198V197H96ZM11 199H13V197H11ZM14 199H15V196H14ZM22 199V198H20ZM102 199V198H101ZM100 199V200H101ZM106 199V198H104ZM103 199V200H104ZM128 199V197H127ZM133 201H134V197H132ZM244 199V198H243ZM246 199H248V197H246ZM262 199V198H261ZM10 200V199H9ZM8 200V201H9ZM18 200V199H17ZM90 202H89V201ZM95 200V198H94ZM110 200V199H109ZM113 200V199H111ZM120 200V199H119ZM250 200V199H248ZM247 200L248 203H245L247 204L249 207L248 209H245L246 212L248 210H250V212L244 214L246 215V218L247 216L249 218H251L250 220H254V219H257V215L255 214V212L251 211L252 208L254 210V206L255 204L253 203V207L252 205L249 203V201ZM253 200V199H252ZM8 201L6 202L7 204L3 203V213H4V217L6 219L7 222L10 223V221L12 220L13 222H11L12 224L14 223L17 224L16 226H21L22 227V223H23V220L22 218L19 216L20 219H18V217L16 218V215L18 214V210H16V212H14V208H15V204L11 201H9V203H13L14 206L13 208L9 205ZM15 201V200H14ZM19 203H20V200H18ZM23 201V200H22ZM89 202V203H86V202ZM97 201V200H96ZM105 201V200H104ZM108 201V200H107ZM115 200H113L114 202ZM121 201V200H120ZM244 201V200H243ZM17 202V201H16ZM56 203V206L53 204ZM95 202V201H94ZM93 202V203H94ZM110 201H108L109 203ZM116 202V201H115ZM132 202V200H131ZM238 202V203H237ZM241 202V200H240ZM86 203V204H85ZM92 203V204H93ZM97 203V202H96ZM100 203V202H99ZM102 203V201H101ZM104 203V202H103ZM107 203V202H106ZM112 203V202H111ZM117 203H120L117 201ZM210 203V205H212ZM18 204V203H16ZM29 204V205H28ZM116 204V203H115ZM250 204V205H249ZM21 205V204H19ZM54 205V208L52 209ZM96 205V204H94ZM99 205V204H97ZM107 205V204H106ZM113 205V204H112ZM209 205V207H210ZM212 205V206H214ZM239 205V206H237ZM243 206V204H241ZM20 206V207H22ZM109 206V208L111 207L110 204L107 205ZM114 206V205H113ZM112 206V207H113ZM1 207V205H0ZM19 206H16V208H18ZM19 207V208H20ZM91 207V206H90ZM110 208V209H114L113 208ZM117 207H119V205L117 204ZM207 207V209H206ZM252 207V208H250ZM257 207V205H256ZM28 210H27V209ZM38 208H41V209H38ZM43 208V209H42ZM46 208V214L43 213V210ZM88 208V207H87ZM211 208V207H210ZM224 208H221L224 209ZM227 208V207H226ZM238 208V209H236ZM246 208V206L244 207ZM263 208V207H262ZM85 210L86 212L82 211V210ZM89 209H92V208H89ZM124 209V210H125ZM206 209V210H205ZM214 209V210H215ZM229 209V208H227ZM226 209V211H228ZM234 209H236L234 211ZM256 209V208H255ZM258 209V208H257ZM21 210V209H20ZM36 210H42L40 212L43 213V216L45 217H41L40 215V212L38 215V211ZM93 210V209H92ZM102 210V209H101ZM108 210V209H107ZM111 210V211H112ZM123 210V212H124ZM210 210V209H209ZM213 210V209H212ZM220 211V209H218ZM225 210V209H224ZM22 211V210H21ZM20 211V212H21ZM29 211L30 214H29ZM36 211V213L34 212ZM48 211V213H47ZM98 210H96L97 212ZM100 211V210H99ZM104 211V210H102ZM115 210H113L112 212H114ZM121 211V209L119 210ZM118 211V212H119ZM130 211V213H129ZM217 211V209H216ZM229 211V212H230ZM260 211V210H259ZM257 211V212H259ZM19 212V213H20ZM82 212V213H81ZM84 212V213H83ZM95 212V210H94ZM94 212H93V215H94ZM117 212V211H116ZM115 212V214H116ZM212 212V213H211ZM221 212V211H220ZM219 212V213H220ZM230 212V219H234V216H238V214L236 213L234 216H231ZM16 215H15V214ZM100 213V212H99ZM218 213V212H216ZM218 213V214H219ZM233 213V214H234ZM28 214L30 215L28 217ZM35 214H37L36 216H34ZM79 214V216H78ZM81 214H83L85 217H83V215L81 216ZM104 214V213H103ZM106 214V213H105ZM108 214V213H107ZM118 214V213H117ZM125 214V213H124ZM227 214V212H226ZM241 214V213H240ZM94 215V216H95ZM210 215V217H209ZM214 215V214H213ZM220 217H224V216H227V215H223L220 213ZM243 215V216H244ZM256 215V217H255ZM40 216V217H39ZM67 216V217H66ZM107 216V215H106ZM216 216V221L214 220V222H219L220 221V217L218 218L217 215ZM228 216V218H229ZM72 217L73 220H71L70 218ZM86 217H89L88 218V222L90 223L89 226L91 227H88V225H83V223L85 224L87 221V219H85ZM102 217V215H101ZM122 217V216H121ZM128 217V215H127ZM27 218V219H26ZM70 220H69V219ZM84 218V219H83ZM111 218V217H109ZM108 218V220H109ZM124 218V217H123ZM218 218V219H217ZM225 218V217H224ZM238 218V217H237ZM245 218V216H244ZM248 218V220H249ZM106 219V218H105ZM113 219V218H111ZM229 219V220H230ZM240 219V218H239ZM242 219V218H241ZM259 219V218H258ZM10 220V221H8ZM22 220V221H21ZM30 220V222H31ZM86 221V222H83ZM90 220V221H89ZM107 220V221H108ZM219 220V221H218ZM222 221L224 219H221ZM228 220V219H227ZM225 219V221H227ZM25 221V222H26ZM258 221V220H257ZM83 225V228H85V230L83 229L82 232H79V230H81L80 227L76 228L77 225H81V223ZM96 222L95 226H94V223ZM126 222V221H125ZM125 222H123V230H124V226H125ZM207 222V223H206ZM211 222V223H209ZM224 222V221H223ZM229 222V221H228ZM228 222H225V226L228 225L227 223ZM29 223V220L27 222V224ZM103 223V221H102ZM107 223V222H106ZM106 223H104V227L106 226ZM220 223V222H219ZM230 223V226L228 225V228L225 229L224 228V225L222 224L221 222V228L225 229V230H222L221 228H219V231L221 233V235L224 236L225 233L228 234V237H231L234 235L235 230H238L236 229L237 226H235L236 222L235 223ZM262 223V221H261ZM32 224H29L31 228ZM87 224V223H86ZM126 224V226L128 225ZM205 224V225H204ZM211 224V226H210ZM240 224V223H239ZM255 224V223H254ZM253 224V225H254ZM34 225V226H35ZM117 225V226H116ZM201 225H203L205 228L201 227ZM207 225V226H206ZM257 225V224H256ZM32 226V227H34ZM255 226V225H254ZM259 226V225H258ZM261 226V225H260ZM2 227V226H1ZM7 227V226H6ZM14 227V226H13ZM24 227V226H23ZM22 227V228H23ZM43 229H41V228ZM88 227V229H87ZM119 227V228H121ZM4 228V227H3ZM25 228V227H24ZM28 228V227H26ZM76 229H79V230H75ZM92 229V230H89ZM114 228V229H113ZM200 228V229H199ZM2 229V228H1ZM5 229V228H4ZM34 229H37V228H34ZM221 229V230H220ZM241 229V227H240ZM3 230V229H2ZM6 230V229H5ZM8 230V229H7ZM6 230V231H7ZM12 230V229H11ZM15 230V229H14ZM16 230H18V228H16ZM15 230V231H16ZM23 230V229H22ZM22 230L19 231V233L21 232L22 233ZM122 230L121 229H117L116 231H120ZM122 230V231H123ZM215 230H218V227H216ZM26 231V230H25ZM35 231V230H34ZM38 231V232H39ZM41 231H40V235H41ZM78 231V232H76ZM121 231V233H122ZM201 231V230H200ZM203 231V235L199 234L200 236H202V238L199 239L198 243L202 241V244L203 245V241L207 240L208 238H204L203 240V236L205 234V236L207 235L204 230ZM243 231V230H242ZM261 231V230H260ZM259 231V232H260ZM28 232V231H27ZM31 232H33V229L31 230ZM30 232V233H31ZM37 232V231H36ZM37 232V233H38ZM207 232V231H206ZM212 232V231H211ZM209 233V234H212V233ZM216 232V231H214ZM213 232V233H214ZM217 232V234H219ZM257 232V231H256ZM254 232V233H256ZM5 233H8V232H5ZM10 233V231H9ZM16 233V232H15ZM24 233V232H23ZM61 233V235L64 237V235H67L66 237L69 238V236L72 234H74V241L72 244H67L68 239L66 237H64V241L65 243H63L64 241H62V243L56 241L57 240V235H59ZM2 234V233H1ZM12 234V233H11ZM18 234V233H17ZM70 234V235H69ZM120 234V233H119ZM216 234V233H215ZM215 234H212V235H215ZM226 234V236H227ZM239 234V232H238ZM241 234V233H240ZM5 235V234H4ZM10 235V234H9ZM15 235V234H14ZM21 235V234H20ZM33 235V234H32ZM61 235L58 236V239L60 237H62ZM69 235V236H68ZM172 235V241H171V238H169L170 236ZM195 235L193 236L194 239H197L199 238L200 236L199 235H196V236H199L197 238H195ZM230 235V236H229ZM3 236V235H2ZM6 236V235H5ZM19 236V235H18ZM17 236V237H18ZM23 236V234H22ZM26 236V235H25ZM24 236V238L26 239V237ZM211 236V235H209ZM216 236V235H215ZM220 236V235H219ZM219 236H216L212 239L216 240L217 237ZM235 236V235H234ZM237 236V235H236ZM242 236V235H241ZM7 237V236H6ZM10 237V236H9ZM16 237V238H17ZM29 237V236H28ZM27 237V238H28ZM33 237V236H32ZM125 237V238H126ZM13 238V237H12ZM11 238V239H12ZM18 238H21V236H19ZM17 238V240H18ZM23 238V239H24ZM30 238V237H29ZM126 238V239H128ZM211 238V237H210ZM209 238V239H210ZM222 237L220 236V239ZM225 238V237H224ZM8 239V238H7ZM15 239V238H14ZM60 239H63V238H60ZM59 239V240H60ZM70 239H73V238H70ZM124 239V237H123ZM124 239V240H126ZM193 239V240H194ZM220 239H217V240H220ZM236 240L238 239L237 237L235 238ZM242 239V237H241ZM244 239V238H243ZM255 239V238H254ZM1 240V239H0ZM13 240V239H12ZM17 240H13V242H16ZM20 240V239H19ZM26 240H29V239H26ZM32 240V238H31ZM129 240H127L129 243H128V247L130 244H132V242H130ZM222 240V239H221ZM223 240H226V239H223ZM222 240V241H223ZM5 241V240H4ZM7 241V240H6ZM23 241V240H22ZM34 241V239H33ZM32 241V242H33ZM36 241V240H35ZM195 241V240H194ZM208 241V240H207ZM239 241V240H238ZM252 241V240H251ZM31 242V241H29ZM72 242V240L70 241V243ZM122 242V239L121 241ZM209 242V241H208ZM217 242H219L218 244H216ZM213 244V249H217L218 247H215L216 245H220L221 244V241H215ZM232 242V241H231ZM242 242V240H241ZM127 242H125L126 244ZM211 243V239H210V243L209 244H212ZM3 244V243H2ZM5 244V243H4ZM7 246H8V242H6ZM11 244V243H10ZM20 244V242H19ZM25 244V243H24ZM32 244V243H31ZM35 243H33V246H34ZM39 244V243H37ZM120 244V243H119ZM123 244V243H121ZM135 244L137 246H135ZM209 244H204L205 246L209 245ZM230 244V243H228ZM245 244V243H244ZM21 245V244H20ZM28 245V244H26ZM198 246H200L199 244H196ZM195 245V246H196ZM243 245V244H242ZM4 246V245H3ZM16 246V245H15ZM23 246V245H22ZM122 246V245H121ZM135 246V247H134ZM197 246V247H198ZM232 246V245H231ZM246 246V245H245ZM20 247V246H19ZM24 247V246H23ZM124 247V246H123ZM127 247V249H128ZM201 248L204 247V246H200ZM199 247V250L201 249ZM210 248V245L207 246ZM212 247V246H211ZM220 247V246H219ZM224 247V246H223ZM223 247L221 248V251H220V254L222 252V249ZM237 247V246H236ZM7 247H4V249H6ZM9 248V247H8ZM22 248V247H21ZM20 248V250H22ZM26 249L29 248L28 246L25 247ZM31 248H33L31 246ZM35 248V247H34ZM35 248V250H36ZM161 250V248H163L164 252V255L162 253V255H160V258L161 259H165V257L167 258L166 260L163 259V261L160 259L159 262H157L156 260V256L157 255V252L158 250ZM206 248V247H204ZM224 248H229V247H224ZM118 249V250H117ZM193 249V250H192ZM203 249V248H202ZM212 249V250H213ZM218 249H217V252H218ZM7 251L9 249H6ZM33 250V249H32ZM35 250H33V252H35ZM192 250V251H191ZM242 250V249H241ZM168 251V252H167ZM198 251V250H197ZM211 251V250H210ZM214 251V250H213ZM212 251V252H213ZM224 251V250H223ZM227 251V250H226ZM235 251V250H234ZM17 252V251H16ZM118 252V253H116ZM167 252V253H166ZM202 252V251H200ZM216 252V251H215ZM213 252V253H215ZM13 253V252H12ZM18 253H21L20 251H18ZM17 253V254H18ZM37 253V252H36ZM34 253V254H36ZM129 253V252H128ZM158 253V254H159ZM230 253V254H229ZM229 255L233 254L229 251ZM7 254V253H6ZM10 254V253H9ZM22 254V253H21ZM25 254V252L23 253ZM165 254H167L165 256ZM194 254V253H193ZM205 254V253H204ZM210 254V253H209ZM215 254H218V253H215ZM226 254V252H225ZM236 254H238L236 252ZM41 257H40V256ZM117 255V256H116ZM211 255V254H210ZM214 255V254H213ZM228 255V256H229ZM9 256V255H8ZM12 256V255H11ZM28 256V255H27ZM35 256V257H36ZM158 256V255H157ZM162 256H164L162 258ZM193 256V255H192ZM196 256V255H195ZM204 256V255H203ZM2 257V256H1ZM7 257V255H6ZM13 257V256H12ZM19 257V256H18ZM22 257V256H21ZM24 257V255H23ZM32 257V256H31ZM34 257V256H33ZM34 257V258H35ZM40 257V259L38 258ZM152 257H156L155 259L156 260H153ZM194 257V256H193ZM224 257V256H223ZM232 257V255H231ZM11 258V257H10ZM25 258V257H24ZM192 258V257H191ZM229 258V257H228ZM4 259V257H3ZM2 259V260H3ZM9 259V258H7ZM12 259V258H11ZM17 259V258H16ZM28 259V257H27ZM159 259V257H158ZM202 259V258H201ZM208 259V258H207ZM227 259V258H226ZM238 258H236L235 260H237ZM5 260V259H4ZM22 260V259H21ZM135 260V261H134ZM148 260V259H147ZM154 262H153V261ZM184 260V259H183ZM187 260V259H186ZM192 260L194 261V259L192 258ZM197 260V259H196ZM232 260V259H231ZM234 260V258H233ZM8 261V260H7ZM27 261V260H26ZM31 261V259H30ZM156 261V263H155ZM191 261V259H190ZM198 261V260H197ZM238 261V260H237ZM4 261H2L3 263ZM6 262V261H5ZM10 262V260H9ZM18 262V261H17ZM36 262V261H34ZM46 263V261H44ZM162 262V263H161ZM192 262V261H191ZM211 262V261H210ZM225 262V260H224ZM228 262V260L226 261ZM38 263V262H37ZM146 264V262H144ZM185 263V262H184ZM194 263V262H193ZM191 263V264H193ZM231 263V262H230ZM228 263V264H230ZM244 263V262H243ZM7 264V263H6ZM29 264V263H28ZM35 264V263H34ZM136 264V263H135ZM138 264V263H137ZM183 264V262H182ZM201 264V263H200ZM214 264V263H213ZM251 264V262H250Z\"/></svg>", "mask_w": 264, "mask_h": 264}, {"label": "rangeland", "instance_id": "rangeland-1", "mask_svg": "<svg viewBox=\"0 0 264 264\" xmlns=\"http://www.w3.org/2000/svg\"><path fill=\"white\" fill-rule=\"evenodd\" d=\"M8 1H10V2H8ZM47 2V0H21V2H20V0H0V26H1V28H0V35H1V31H3L5 28L7 29H5L6 31H8V32H10V33H8L9 34V38H10V40L11 41H9L8 43H6V41H8L9 39H7L8 37H6L5 39L3 38V40H1L2 39V37H0L1 39H0V41H1V43H0V45H2V47L0 46V152H1V154H0V178L2 179L3 177H4V175H6L4 178H3V181L5 180V179H7L8 181L6 182V180H5V183H8L7 184V186H4V185H6L5 183H2L3 181L0 179V193H2V194H4L3 192H8V195H9V199H3L4 197H5V195L7 194H5V195H3L4 197H2L1 195L2 194H0V205H1V207H0V264H57V263H54V262H56V261H54L53 260V263H51L50 261L48 262L46 259H42V261H40L39 262V260L37 259V254H38V249L36 248V245H37V247L38 246H40V242H42L43 240V237H41L42 236V232L43 231H41V235H40V231H39V229H38V225L36 226L35 224H37L35 221H34V223L35 224H32L33 222H32V220H31V218H28V220H29V223L27 224V222H28V220L26 221L25 220V212H27V211H25V210H23L24 209V206L25 207H29V206H26V205H24V203H28V202H25V200L24 199H27V197L26 196H24V194H25V191H26V188H21L23 185V183H24V177L22 176V175H20L21 174V169L19 168L18 169V164H15L16 162V160H17V158L19 159V160H22V162H19V165H20V163H22L21 165H23V166H26L25 164H26V162H24L25 160H23V159H26L29 155H31V154H37L36 156H34V154L32 155V157L31 156H29L27 159H28V161H30L31 162V160H33V159H35V160H37V158H35V157H38V155H39V151H40V156H39V158H38V160H41V156L44 154V156H42V157H44V158H49V160H48V158L45 160L46 162H47V165H49V166H51V165H59L60 164V156L59 155H57L58 153L57 152H55L54 150L52 151L51 149H49V146H50V144H52L54 141H55V139L57 140V137L55 136H53L50 132H49V135H48V133H47V131L46 130H41L42 129V127H44V126H47V124L46 123H48V118L50 119V121H51V119H52V121H51V125H53V120L54 119H56L57 117V114H61V112H60V106H61V104H62V102H68V104L69 105H72L71 107H81V104H85L84 105V107H81V108H83V110H82V112L80 111V113H84V116L82 115V114H78V117L76 118V123H81L82 122V120L81 119H83V118H85V119H83V122H84V120L86 121V122H84V123H81L82 124V126H83V129H82V126H81V129L83 130V132L81 131V129H79L81 132H82V134L79 132V130H78V132L80 133V135H84V134H86L85 133V130L86 129H89L88 127L90 126L89 124H86V123H90L91 122V119H90V117L89 118H87L88 116H90L88 113H85V111H86V108H87V106L88 107H91L90 105H93L94 104V106H96V112L99 110L97 107H99L100 108V106L99 105H101V103H104L105 101L106 102H108L111 98H112V96L110 97V94H109V91L107 90V86H106V84L105 83H107V81H111L112 79L113 80H115V79H117L118 77H119V74H122V72H124V70H125V74L126 75H129L128 74V72L126 71V70H129V69H131L132 68V66L134 65V63H136L137 61H138V63L137 64H140V63H143V61H142V59H144L142 56H143V54L141 55L140 53H142V50L144 51L145 49V47L143 48L142 47V45H141V43L138 41V39H137V37L139 38V34L141 33V34H143V32L145 31L146 33H147V31H148V33H150L149 35V37H151V38H153V39H155L156 41L158 40V42L160 41H163V39H168V38H170V37H172V36H177L179 33H182V35H184V34H186V36H188L189 37V34H190V43L193 41V42H196V44H197V42H198V44H201L202 43V46L201 45H199V47H197L196 46V44L194 43V44H192L191 43V47H190V50H192V46H194L196 49H194V50H196V52H194V51H192L191 53L194 55V53L196 54V56H198L199 54H200V49L203 47L204 48V43L206 44V42H208L207 40L209 39V42H210V38H211V36L210 35H213L214 34V36H215V34L216 33H218L219 34V31L217 30L218 29V27H217V25H219V23H221V22H223V19H224V14H225V11H223V12H221V13H217L216 11H215V9H214V5H216V4H214V2L215 3H218V1L219 0H217V1H214V0H134V1H136V4L137 5H135V3L133 2V0H48V2ZM69 1V2H68ZM101 1V2H100ZM109 1V2H108ZM122 1V2H121ZM16 2H17V4H16ZM23 2V3H22ZM60 2V3H59ZM87 2V3H86ZM106 2V3H105ZM113 2V3H112ZM115 2H117V3H115ZM139 2V3H138ZM183 2V3H182ZM45 3V4H44ZM76 3V4H75ZM94 3V4H93ZM122 5V8L120 7L121 5ZM133 3V4H132ZM6 6H5V5ZM21 6H20V5ZM28 6H27V5ZM29 4H30V6H29ZM37 4H39V5H37ZM52 4V5H51ZM91 4V5H90ZM108 4V5H107ZM125 4V5H124ZM160 4V5H159ZM168 4V5H167ZM78 5V6H77ZM99 5V6H98ZM118 5H120V6H118ZM134 5V6H133ZM165 5V6H164ZM176 5V6H175ZM180 5V6H179ZM13 6V7H12ZM37 6V7H36ZM44 6V7H43ZM48 6V7H47ZM93 6V7H92ZM108 6H110V7H108ZM130 8H128V7ZM139 6V7H138ZM183 6V7H182ZM5 7V8H4ZM34 7V8H33ZM47 7V8H46ZM88 7V8H87ZM119 7V8H118ZM125 7H126V9L128 8L129 10H131V11H129V10H127L126 11V9H125ZM172 7V8H171ZM6 8H8V9H6ZM12 8V9H11ZM19 8V9H18ZM38 8V9H37ZM60 10H59V9ZM104 8V9H103ZM110 8V9H109ZM150 8V9H149ZM160 8V9H159ZM174 8V9H173ZM225 8L226 7H224V10H225ZM28 9V10H27ZM34 9V10H33ZM37 9V10H36ZM48 11H47V10ZM54 9V10H53ZM106 9V10H105ZM149 9V10H148ZM166 9V10H165ZM176 9V10H175ZM17 10V11H16ZM21 10V11H20ZM56 10V11H55ZM75 10V11H74ZM80 10V11H79ZM83 10V11H82ZM99 10H100V12H99ZM104 10V11H103ZM109 10V11H108ZM117 10H119V11H117ZM2 11V12H1ZM11 11V12H10ZM53 11V12H52ZM107 11V12H106ZM115 11V12H114ZM211 11H213V12H211ZM226 11H227V8H226ZM8 12V13H7ZM58 12V13H57ZM82 12V13H81ZM87 12H88V14H87ZM92 12V13H91ZM104 12V13H103ZM106 12V13H105ZM110 12H112V14H114V15H111L110 14ZM122 12V13H121ZM145 12V13H144ZM153 12H155V13H153ZM211 12V13H210ZM11 13H13V14H11ZM17 13V14H16ZM98 13V14H97ZM124 13V14H123ZM213 13V14H212ZM215 13H217V17H216V14ZM8 14L10 15V16H8ZM37 14V15H36ZM53 14V15H52ZM92 14V15H91ZM107 14H108V18H107ZM150 14V15H149ZM13 15V16H12ZM15 15V16H14ZM84 15V16H83ZM103 15H105V16H103ZM111 15V16H110ZM122 15V16H121ZM209 15V16H208ZM213 15V16H212ZM215 15V16H214ZM81 16V17H80ZM99 16V17H98ZM110 16V17H109ZM114 16V17H113ZM115 16H118L117 18L115 17ZM146 18H145V17ZM156 16H157V18H156ZM171 16V17H170ZM220 16V17H219ZM238 16H241V17H238ZM50 17L52 18V19H50ZM54 17V18H53ZM84 17V18H83ZM95 17V18H94ZM106 17V18H105ZM112 17V18H111ZM144 18V20H143V18ZM216 17V18H215ZM219 17V18H218ZM12 18V19H11ZM19 18V19H18ZM42 18V19H41ZM90 18V19H89ZM91 18H93L92 20H91ZM104 20H103V19ZM133 18H134V20H133ZM177 18H179V19H177ZM212 18V19H211ZM216 19V20H214V19ZM241 18V19H240ZM29 19V20H28ZM110 20V21H108V20ZM118 19V20H117ZM137 19V20H136ZM139 19H140V21L141 22H139ZM143 21H142V20ZM148 19V20H147ZM150 19V20H149ZM157 19H159V20H157ZM163 19V20H162ZM212 21H211V20ZM236 19H237V22H238V24L240 23V24H242L243 26H241L240 24H239V27L237 28V30H239L238 32H240L239 33V37L240 38H235L234 39V37H231V38H233L234 39V41L233 42H231L233 39H226V40H224L225 42H224V44H228V42L230 41V43H229V45L228 46H231V47H227V46H225L224 45V49L226 48V50H225V58H226V64H225V68H224V72H223V79H225V78H227V79H225V80H223L224 81V85H225V87L224 88H227V89H225V91L223 92V91H221L222 92V94H218V96H220V100L224 103V102H226V104L227 103H229V97H231V99H230V103L228 104V105H234V104H237V107H238V111H237V116L236 115H234V116H236V117H234V120H236L235 121V125L234 126H232V128H231V126H229V127H227L228 128V130H224V132H223V134L224 135H221V136H219L218 137V139H220L221 138V141L220 142H222L221 144L223 145L224 144V142H225V144H224V148H226L227 147V145L229 146V147H231V148H227V149H229V151L230 152H228V150L226 149V151L229 153V154H231V151H232V153L234 154L233 156H232V154L230 155V157L232 156L233 158L232 159H230V157H229V155H228V153L226 154V152H225V155H227V156H224L225 158L226 157H228L229 159H230V161H229V159L227 160L226 159V161L228 162H226L225 161V158H224V161L227 163V164H225V166L226 167H229V168H231V169H227L226 167H224V166H222V165H224V164H221V166H222V170L224 171L225 169H227L229 172H231L232 173V175H231V173H226V176L227 175H231V176H234L233 178L235 179V176H236V178L238 179V177H245L244 175L246 174V175H249L250 173V179L248 178V176H246L245 178L246 179H249L250 180V182L252 181V183H250V185L248 184V182H247V187L245 186V184L244 183H246V179H245V182H243V180L241 179V178H239L238 179V181H239V186H238V190H240V189H242V190H244V189H248L249 188V191L248 190H246V192L248 193H250V188L252 189V192L251 193H253L252 195H253V197L254 198H252L251 196V193H250V195H249V193H248V195L249 196H247V193L245 192V190H244V192L242 191V190H240V191H242V193H244V194H241L240 193V191H238L239 193H240V195H239V193H238V195L240 196L238 199H240L241 198V196L244 198H242V199H240L241 200V202H240V200H238L239 201V205H237V206H239L238 208H240V210L241 211H239L240 213H238V210H237V212H231L230 211V207H228V206H226L227 208H229V209H227L226 207L224 208V207H219V208H216L217 209V211H216V209L214 208V207H217L216 205H214L213 203H211V202H209V203H207V207L210 209H208V210H206L207 209V207H206V213H207V217L206 218H208V211H209V213H210V211H212V212H214L213 214H210L212 217V219H209L213 224L212 225H220V226H214V230H212L213 228H212V226H211V224H210V228H209V230H206L207 229V227L209 226V224H208V226L205 228L203 225H201V227H203V228H205V229H200L199 231L197 230V234L196 235H199V234H201V235H203L202 233H203V231L202 230H204V232L207 234L206 236H205V234H204V236H203V240H204V238H208L207 240L209 241H207V240H205V241H203V243L206 245V244H209L210 243V239H211V243L213 242H215V241H221V244L220 245H216L215 247H218L219 249H220V251H221V248L224 246V247H229V248H224L223 247V249H222V252H221V254H220V251H219V249H218V252H217V249L215 250V249H213V246H214V244L212 243V244H209L210 245V248L209 247H207V246H209V245H207V246H205L204 244L203 245H201L202 244V241H201V243L199 242L198 243V241H199V239L200 238H202V236H196L195 235V232H194V234H193V236L195 235V238H197V237H199V238H197V239H194V237L192 236V238L195 240H193L192 239V242H196L195 244H192V246H194V249L196 248L197 250H195V252L194 251H192V252H190V259H191V261H190V259L188 258V256H186V255H183V258L181 257V259H180V263L182 264V262H183V264H191V263H193V264H228V263H230V264H250V262H251V264H264V194H262V193H264V125H262V124H264V32L261 30V32L260 31H255V34H253L254 36H253V40H257L256 41V43L254 42V44H253V46H250L249 44H247V41H246V37H248L247 36V34H246V32H245V30H244V28H247L248 26H251L252 25V27L254 28V23L256 24V25H259V26H263L264 24V19L260 16V15H258V16H255V17H252L251 18V22L249 21V19H248V17L246 16V15H237V17H236ZM42 22H41V21ZM77 20V21H76ZM88 20V21H87ZM112 20L114 21V22H112ZM116 20V21H115ZM145 20H147V21H145ZM203 20V21H202ZM243 22H247L246 24L245 23H243ZM2 21H3V23H2ZM5 21V22H4ZM25 23H24V22ZM27 21H28V23H27ZM40 21V22H39ZM84 21V22H83ZM97 21V22H96ZM101 21V22H100ZM108 21V22H107ZM134 21H136V22H134ZM154 21V22H153ZM156 21V22H155ZM158 21V22H157ZM162 21V22H161ZM208 21V22H207ZM212 22V24H210L211 22ZM217 21V22H216ZM92 22V23H91ZM111 22V23H110ZM132 23V24H129V23ZM134 22V23H133ZM146 22H147V24H146ZM160 22V23H159ZM164 22V23H163ZM172 22H174V23H172ZM180 24V23H184L185 22V24L187 23V22H189V23H187V24H189L190 25V29H189V31L186 29V28H182V29H184V30H182V29H175L173 26H174V24ZM196 24H195V23ZM7 23V24H6ZM33 23V24H32ZM36 23V24H35ZM45 23V24H44ZM88 23V24H87ZM114 23V24H113ZM145 23V24H144ZM157 23V24H156ZM160 25H159V24ZM204 23V24H203ZM215 23V24H214ZM248 23L250 24V23H252L251 25H248ZM260 23V24H259ZM4 24H6V25H4ZM22 24H24V26L22 27ZM28 24V25H27ZM140 25V27H141V31H140V28L138 29V27H139V25ZM149 24V25H148ZM193 24V25H192ZM217 24V25H216ZM35 25H37V26H35ZM60 25V26H59ZM80 25V26H79ZM82 25V26H81ZM131 25H133L134 26V28H131L132 26ZM155 26V28L154 27H152V26ZM171 25V26H170ZM173 25V26H172ZM212 25V26H211ZM3 26V27H2ZM93 26V27H92ZM95 26V27H94ZM127 26H130V28L129 27H127ZM143 26V27H142ZM148 28H147V27ZM200 26H202V27H200ZM208 26V27H207ZM214 26V27H213ZM36 27V28H35ZM54 27V28H53ZM81 27V28H80ZM100 27V29H101V31H100V29H98ZM121 27H123V29L121 28ZM127 29H126V28ZM157 27V28H156ZM163 27V28H162ZM192 27V28H191ZM196 27V28H195ZM204 27H206V28H204ZM217 27V28H216ZM264 27V26H263ZM28 28V29H27ZM46 28V29H45ZM93 28V29H92ZM96 28L98 29V30H96ZM107 28V29H106ZM111 28V29H110ZM117 28H118V30H117ZM119 28H121V29H119ZM125 28V29H124ZM129 28V29H128ZM138 30V32H140V33H138V32H136L137 30ZM142 28H143V30H142ZM211 28H212V31L210 32V30H211ZM18 29H20V30H18ZM68 29V30H67ZM132 29H134V30H131ZM188 31V32H185L186 30ZM198 29V30H197ZM204 29V30H203ZM241 29V30H240ZM11 30V31H10ZM16 30V31H15ZM49 30V31H48ZM75 30H77V31H75ZM92 30H94V32L92 31ZM103 30V31H102ZM109 30V31H108ZM110 30H111V32H110ZM124 30V31H123ZM128 30V31H127ZM153 30H155V32H153ZM160 30V31H159ZM191 30V31H190ZM216 30V31H215ZM41 31V32H40ZM48 31V32H47ZM86 31H87V33H86ZM97 31V32H96ZM99 31V32H98ZM113 31V32H112ZM116 31V32H115ZM122 31V32H121ZM126 31V32H125ZM134 31V33L135 34H137L138 36H134L135 34L134 33H131V32H133ZM202 31H204V32H202ZM30 32V33H29ZM74 32V33H73ZM91 34H90V33ZM93 32V33H92ZM107 32H109V33H107ZM125 32V33H124ZM128 32H130L129 34H127ZM144 32V33H145ZM152 32L154 33V35L152 34ZM158 32V33H157ZM194 32V33H193ZM202 32V33H201ZM213 32V33H212ZM47 35H46V34ZM51 33H53V34H51ZM65 33V34H64ZM80 33V35H78ZM83 33H85L86 35H84ZM96 35H95V34ZM104 33H105V35H104ZM113 33V34H112ZM145 33V34H146ZM207 33V34H206ZM211 33V34H210ZM11 34V35H10ZM40 34V35H39ZM44 34H45V36H44ZM93 34V35H92ZM110 34V35H109ZM114 34H116V35H114ZM172 34V35H171ZM174 34V35H173ZM176 34V35H175ZM192 34L194 35V36H192ZM202 34V35H201ZM218 34H216V35H218ZM29 35V36H28ZM52 35V36H51ZM122 35H124V36H127V38H129L128 36H131L130 38L132 39V41L129 43L130 44V48H129V45L128 46H125V45H127V44H125V45H122V44H124V43H122L123 42V40L122 39H126L124 36H122ZM152 35V36H151ZM181 35V34H180ZM204 35H207V36H204ZM262 35V36H261ZM44 36V37H43ZM49 36V37H48ZM82 36V37H81ZM97 36L99 37L98 39H97ZM107 36V37H106ZM153 36H156V37H153ZM163 36H164V38H163ZM170 36V37H169ZM191 36H192V38H193V40H192V38H191ZM16 39H15V38ZM28 37V38H27ZM81 37V38H80ZM85 37V38H84ZM89 37V38H88ZM95 37V38H94ZM100 37H101V39H100ZM117 37V38H116ZM162 37V38H161ZM202 38V39H200V38ZM206 37V38H205ZM210 37V38H209ZM37 38V39H36ZM67 38V39H66ZM87 38H88V40H87ZM116 38V39H115ZM136 38V39H135ZM150 38V42L152 43L153 41H151V40H153V39H151ZM194 38H196V40L194 39ZM197 38H199L198 40H197ZM203 38H205V40H206V42H205V40H204V42H203ZM7 39V40H6ZM13 39V40H12ZM15 39V40H14ZM39 39H41V40H39ZM70 39V40H69ZM83 39H84V41H83ZM135 39V40H134ZM17 40V41H16ZM74 40H76V41H74ZM80 40H81V42H80ZM99 40H100V42H99ZM114 40V41H113ZM119 40H121L120 41V43L119 44H121L122 45V47H126V48H122L121 49V45H119L118 43H117V41H119ZM228 40V41H227ZM236 40V41H235ZM5 42V44H4V42ZM16 43H18V45H16V44H14V42ZM24 41L26 42V43H24ZM28 41V42H27ZM33 41V42H32ZM49 41H50V43H49ZM59 41V42H58ZM68 41V42H67ZM70 41V42H69ZM114 42L115 44H113L112 42ZM116 41V42H115ZM133 41H134V43H133ZM156 41H154V43H152V44H155V43H158V42H156ZM200 41V42H199ZM202 41V42H201ZM12 43V46H11V43ZM84 42V44H82ZM99 42V43H98ZM107 42H110L111 43V46H105V44L107 43ZM209 42L207 43L208 45H209ZM10 43V44H9ZM54 43V44H53ZM96 43V44H95ZM117 43V44H116ZM137 43H139V44H137ZM151 43H148L149 44V46H150V44ZM234 43V44H233ZM8 44V45H7ZM32 44V45H31ZM91 44V45H90ZM109 44V43H108ZM147 44V45H148ZM259 44V45H258ZM14 45V46H13ZM29 45V46H28ZM40 45V46H39ZM69 45H70V47H69ZM84 45V46H83ZM95 45V46H94ZM113 45H116V47L117 48H115V47H112ZM135 47H133V46ZM136 45V46H135ZM137 45H138V47H137ZM239 45V46H238ZM246 45H248V46H246ZM262 45V46H261ZM9 46V47H8ZM18 46V47H17ZM26 46V47H25ZM245 46H246V48H245ZM21 47H23V48H21ZM29 47V48H28ZM39 47H41V48H39ZM64 47V48H63ZM69 47V48H68ZM84 49H83V48ZM93 47V48H92ZM119 47V48H118ZM132 47V48H131ZM137 47V48H136ZM141 47V48H140ZM147 47L148 46H146V49H147ZM256 47V48H255ZM21 48V49H20ZM52 48H53V50H52ZM61 48V49H60ZM67 48V49H66ZM98 48V49H97ZM109 48H111V49H109ZM115 48V49H114ZM206 48H207V51H210L211 49H209L210 47H208V46H206L204 49L206 50ZM230 48H231V50H230ZM26 49H27V51H26ZM30 49V50H29ZM46 49H47V51H46ZM53 51H51V50ZM117 49V50H116ZM120 49V50H119ZM131 49V50H130ZM139 49H142V50H139ZM244 49V50H243ZM20 50V51H19ZM37 50H39L38 52H37ZM44 50V51H43ZM82 50V51H81ZM86 50V51H85ZM114 50V51H113ZM199 50V51H198ZM204 50V52H203V49H202V52H201V54H202V56H206V55H208L210 52H206ZM235 50V51H234ZM236 50H238V51H236ZM241 50V51H240ZM5 51H6V55H5ZM36 51V52H35ZM40 51H42V52H40ZM119 51H121V52H119ZM3 52V53H2ZM25 52V53H24ZM34 52V53H33ZM44 52H46V53H44ZM51 52V53H50ZM74 52H75V54H74ZM92 52L93 53H95V54H92ZM97 52V53H96ZM99 52V53H98ZM106 52V53H105ZM199 52V53H198ZM231 52V53H230ZM249 52V53H248ZM257 52V53H256ZM30 53H32V54H30ZM73 55H72V54ZM120 53H122L121 55H120ZM198 53V54H197ZM19 54V55H18ZM26 54V55H25ZM28 54L29 55H31L30 57L28 56ZM36 54V55H35ZM39 54H41V55H39ZM47 56H46V55ZM49 54H52V55H49ZM91 54V55H90ZM102 54V55H101ZM119 56H118V55ZM125 54V55H124ZM129 54V55H128ZM201 54H200V56H201ZM206 54V55H205ZM241 54V55H240ZM244 54V55H243ZM44 57H43V56ZM68 55H70V57L68 56ZM88 55V56H87ZM90 55V56H89ZM100 55V56H99ZM124 55V56H123ZM139 55H141V56H139ZM227 55H229V56H227ZM247 57H246V56ZM249 55V56H248ZM40 56V57H39ZM102 56V57H101ZM109 56V57H108ZM111 56V57H110ZM241 56V57H240ZM27 57V58H26ZM34 57H36V58H34ZM60 57H63V59L62 58H60ZM75 57H76V59H75ZM127 57V58H126ZM131 57H133V58H131ZM138 59H137V58ZM140 57L142 58V59H140ZM229 57V58H228ZM30 58V59H29ZM39 58V59H38ZM56 58V59H55ZM58 58V59H57ZM60 58V59H59ZM84 58V59H83ZM97 60H96V59ZM104 58V59H103ZM106 58V59H105ZM112 58V59H111ZM115 58V59H114ZM123 58H125L124 60H123ZM134 58H136V59H134ZM245 58V59H244ZM261 58V59H260ZM16 61H15V60ZM19 59V60H18ZM52 59V60H51ZM65 59V60H64ZM67 59H69L68 60V62H67ZM71 59V60H70ZM79 59V60H78ZM81 59V60H80ZM102 59V60H101ZM140 59V60H139ZM230 61H229V60ZM240 59H242V60H240ZM260 59V60H259ZM29 60V61H28ZM40 60V62H38ZM60 60V61H59ZM62 60V61H61ZM72 60H74V61H72ZM86 60V61H85ZM89 60H91V61H89ZM108 60V61H107ZM110 60V61H109ZM132 60V61H131ZM133 60H135V61H133ZM249 60H250V62H249ZM19 61V62H18ZM51 61H52V63H53V65H52V63H51ZM57 61V62H56ZM72 61V62H71ZM77 61H79V62H77ZM118 61H119V63H118ZM122 63H121V62ZM124 61V62H123ZM141 61V62H140ZM234 61V62H233ZM4 62H5V64H4ZM25 62H33L32 64V69H33V72H34V70H35V72H34V80H29V79H26V77H23V75L21 76V75H18V74H21V65L20 64H22L23 63V67L24 66H26V63ZM48 62V63H47ZM60 62V63H59ZM63 64H62V63ZM65 62V63H64ZM89 62V63H88ZM92 62V63H91ZM97 62V63H96ZM98 62H100V63H98ZM109 63V64H107V63ZM112 62H113V64H112ZM126 62V63H125ZM132 62V63H131ZM245 62V63H244ZM248 62V63H247ZM51 63V66L49 65ZM59 64V65H56V64ZM77 63L79 64V65H77ZM116 63V64H115ZM25 64V65H24ZM29 64V63H28ZM42 64V65H41ZM45 64H47L46 66H45ZM54 64L56 65V66H54ZM85 66H84V65ZM86 64H87V66H86ZM97 65V67L98 66H100V67H98L99 68V70H98V68L96 67V69H95V71H94V69H93V67L94 66H96ZM119 66H118V65ZM136 64V65H137ZM234 64V65H233ZM5 65V66H4ZM49 65V66H48ZM68 65V66H67ZM77 65V66H76ZM90 65H91V67H92V69H90L91 67H90ZM108 65V66H107ZM142 65V64H141ZM141 65H139V66H141ZM11 66V67H10ZM21 68H20V67ZM64 66H66V67H64ZM73 66V67H72ZM81 68H80V67ZM115 66V68H113ZM123 66V67H122ZM138 66V65H137ZM237 66H238V68H237ZM250 66H252V67H250ZM39 67H43V71H41L42 72V74H44V76H45V79L43 78L44 76L43 75H40L41 74V72L38 74L37 72H39V71H36V70H38V68ZM45 67H47V68H45ZM52 67V68H51ZM59 67V68H58ZM84 67V68H83ZM111 67V68H110ZM131 67V68H130ZM228 67V68H227ZM236 67V68H235ZM19 68V69H18ZM57 70H56V69ZM77 68V69H76ZM95 68V67H94ZM103 68V69H102ZM107 68H110L109 70H110V72L111 73H109V71L107 70ZM120 68V69H119ZM123 68H124V70H123ZM129 68V69H128ZM84 69V70H83ZM101 69V70H100ZM113 69V70H112ZM13 70V71H12ZM20 70V71H19ZM46 70V71H45ZM66 70V71H65ZM88 70H90V71H88ZM103 70V71H102ZM106 71V74L107 75H105V71ZM117 70H119V71H117ZM48 71H50L49 73H48ZM68 71H69V73H68ZM82 71V72H81ZM101 71V72H100ZM117 71V72H116ZM233 71V72H232ZM243 71V72H242ZM259 71V72H258ZM15 72V73H14ZM20 72V73H19ZM55 72H57V73H55ZM100 72V73H99ZM235 72V73H234ZM6 73V74H5ZM9 73H11V74H9ZM13 73V74H12ZM91 75H90V74ZM93 73V74H92ZM117 73V74H116ZM239 73V74H238ZM36 74L38 75V76H40V77H38V79H35V78H37V76H36ZM83 74V75H82ZM94 74H96L97 76V79H96V77H95V75ZM102 74V75H101ZM210 74L212 75L213 73H211L210 72ZM255 74V75H254ZM50 75V77H48L49 79L47 80V76H49ZM94 75V76H93ZM233 75H234V78H233ZM247 75V76H246ZM18 76H21L20 78H22V79H20ZM41 76H43V77H41ZM63 76H66V77H63ZM101 76V77H100ZM9 77V78H8ZM60 77V78H59ZM61 77H62V79H61ZM69 77V78H68ZM76 77V78H75ZM95 77V78H94ZM117 77V78H116ZM245 77V78H244ZM248 77V78H247ZM18 78L21 80H18ZM52 80H51V79ZM65 80H68V81H64V79ZM78 78V79H77ZM108 80H107V79ZM130 78V77H129ZM129 78H126L125 79V81L126 80H128ZM237 78V79H236ZM252 78V79H251ZM259 78V79H258ZM263 78V79H262ZM9 79V80H8ZM41 79H43V82H44V80H45V82L44 83H46V81H49L50 80V82H47V84H45L44 85V83H42V81H37L36 83H34V81H36V80H41ZM79 79H80V81H79ZM85 79V80H84ZM111 79V80H110ZM124 78L123 77H121L119 80L120 81H118V83H116V84H118L119 86L121 85V84H123L125 87H126V85L128 84V83H131V81H132V79H130L131 81L130 82H127V84H125V81L123 80ZM258 79V80H257ZM23 80V81H22ZM30 81L29 83H27L26 84V81ZM83 80H84V83H83ZM95 82H94V81ZM256 80V81H255ZM33 81V82H32ZM74 81V82H73ZM77 81H78V83H77ZM129 81V80H128ZM10 82V83H9ZM18 82H23L22 84L23 85H25V86H21V83H20V86L18 85L19 83ZM38 82H39V84L41 85V86H39L38 85ZM59 82H61V83H59ZM67 82V83H66ZM92 82H94V83H92ZM104 82V83H103ZM124 82V83H123ZM133 82V81H132ZM240 82V83H239ZM255 82V83H254ZM258 82V83H257ZM259 82H260V85H259ZM6 83V84H5ZM66 83V84H65ZM69 83V84H68ZM81 83H82V85H81ZM88 83V84H87ZM92 84V85H90V84ZM211 83V82H210ZM215 82H213V83H211L212 84V86H211V84H210V86L211 87H213V84H214ZM9 84V85H8ZM43 84V85H42ZM51 84V85H50ZM78 84V85H77ZM84 84V85H83ZM86 84V85H85ZM234 84V85H233ZM262 84V85H261ZM27 85V86H26ZM49 85V86H48ZM66 85V86H65ZM79 85H81V86H79ZM89 85V86H88ZM106 87H105V86ZM117 85V86H118ZM130 85V84H129ZM205 85H207V86H209V84H207V83H205ZM215 85V84H214ZM10 86V89L8 88ZM36 86V87H35ZM57 86V87H56ZM72 86V87H71ZM85 86V88H86V90H84V88L83 87ZM239 86V87H238ZM252 86V87H251ZM257 86V87H256ZM24 87V90L22 89ZM27 87H29V89H27ZM94 87V88H93ZM121 87H122V85H121ZM7 88V89H6ZM47 88H49L48 90H47ZM71 88V89H70ZM74 88H75V90H74ZM93 90H92V89ZM96 88H97V90H96ZM206 88V86H203V84H197L193 89H195V91L197 90V92H195V94H197V96L200 94V93H202V92H211L210 91V89L208 90V91H204V89ZM239 88V89H238ZM257 88V89H256ZM27 89V90H26ZM38 89V90H37ZM45 89V90H44ZM58 89V90H57ZM98 92V93H100V94H98L97 92L96 93H94L95 92V90ZM105 89V90H104ZM122 89V88H121ZM121 89H120V91H121ZM229 89H231V90H229ZM241 89V90H240ZM68 90H71V91H68ZM101 90V91H100ZM104 90V91H103ZM249 90V91H248ZM43 93H42V92ZM48 91V92H47ZM52 91H54V92H56V93H54V92H52ZM60 91V92H59ZM74 91V92H73ZM82 91H84V93L85 94H87V97H88V91L90 92V91H92L91 92V94H89L90 96L91 95H93V97L94 98H92V97H88L89 98V101H87L86 100V96H85V98H84V100H83V98L81 99V97L83 96V92ZM86 91H87V93H86ZM4 92V93H3ZM40 92V93H39ZM45 92V93H44ZM48 94H47V93ZM69 92V93H68ZM80 92V93H79ZM82 92V93H81ZM209 92H208V94H209ZM252 92V94H253V96H251V98L250 99H247L246 98V94L248 95L249 93H251ZM17 93V94H16ZM29 93V94H28ZM62 93V94H61ZM63 93H65L64 95H63ZM103 93V94H102ZM109 94V96H108V94ZM37 94V95H36ZM47 94V95H46ZM78 94V95H77ZM227 94V95H226ZM24 95V96H23ZM27 95V96H26ZM61 95H63L64 97H62ZM67 95L68 96H70L69 97V99H70V101H71V103H70V101H69V99H66V98H68L67 97ZM94 95H97V98L95 99V97L96 96H94ZM119 95H121V93H119ZM119 95H117L116 97H118V98H121L122 100L121 101H119V99L118 100H116L115 98H113L112 99V101L111 102H118V103H114L115 104V106H117V108H122V107H119L120 106V104L122 103V101L124 102L125 100H126V98L125 97H123L124 96V94L122 95V97H119ZM237 95V96H236ZM240 95V96H239ZM257 95V96H256ZM29 96V97H28ZM32 96V97H31ZM43 96V97H42ZM99 96V97H98ZM100 96L103 98V99H100ZM36 97V98H35ZM39 97V98H38ZM52 97V98H51ZM75 97V98H74ZM109 97V98H108ZM34 98V99H33ZM46 98V99H45ZM79 98V99H78ZM99 98V99H98ZM125 100H124V99ZM236 98V99H235ZM15 99V100H14ZM18 99V100H17ZM37 99V100H36ZM54 99V100H53ZM91 99V100H90ZM92 99H93V101H92ZM66 100V101H65ZM68 100V101H67ZM96 102H98L96 105H95V101ZM105 100V101H104ZM108 100V101H107ZM231 100L233 101V102H231ZM34 101V102H33ZM82 101V102H81ZM104 101V102H103ZM251 101H253V102H251ZM258 101V102H257ZM40 102V103H39ZM49 102V103H48ZM77 102V103H76ZM84 102V103H83ZM93 104H92V103ZM105 102V103H106ZM126 102L128 103V101L126 100ZM235 102V103H234ZM15 103V104H14ZM58 103H59V105H58ZM88 103V104H87ZM89 103H91V104H89ZM109 103V102H108ZM233 103V104H232ZM240 103V104H239ZM252 104V106H251V104ZM13 104V105H12ZM25 104V105H24ZM99 104V105H98ZM107 104V103H106ZM110 104V103H109ZM113 104V103H112ZM112 104H111V106H112ZM116 104H118V105H116ZM123 104V103H122ZM124 104H126L125 102H124ZM225 104V105H226ZM239 104V105H238ZM263 104V105H262ZM76 105V106H75ZM87 105V106H86ZM103 105V104H102ZM102 105H101V108H102ZM227 105V106H228ZM256 105V106H255ZM258 105V106H257ZM260 105V106H259ZM28 106V107H27ZM114 106V105H113ZM122 106V105H121ZM254 106V107H253ZM8 107V108H7ZM17 107V108H16ZM32 107V108H31ZM34 107V108H33ZM36 107V108H35ZM263 107V108H262ZM9 108H11V109H9ZM100 108V111H98V114H99V116H98V118H99V120H96V122H98L97 123V125H96V123H94L96 126H98V131L97 130H94V129H97V127L96 128H92V130H93V134H96L94 137H97V135H98V139H99V137H100V139H99V141L98 142H100L101 144H98V147L100 148H97V138H92V139H94L95 140V142L96 143H94V145L96 146L95 148H97V149H99L100 151H101V153H99L98 151V153H96V154H98L99 156H100V158L102 157V158H106V157H108V158H110L109 156H111V157H113V155H114V158L116 159V158H118L119 157V155H116L114 152H117L116 150H114V147L113 146H111L110 145V141L113 139V137H111V136H113L112 134H111V132L110 131H113L112 133L114 134L115 132H114V130H112L111 129V127L109 126V127H107L108 126V123H109V125H110V121L107 123V121H108V117L104 114V112L102 111V109ZM123 108H125V105H124V107ZM122 108V109H123ZM28 109V110H27ZM84 109H85V111H84ZM33 110V111H32ZM262 110V111H261ZM1 111H2V113H1ZM5 111V112H4ZM10 111V112H9ZM17 111H18V113H17ZM84 111V112H83ZM87 112V111H86ZM238 112H239V114H238ZM6 113V114H5ZM11 113V114H10ZM39 113V114H38ZM14 114V115H13ZM32 114H33V116H32ZM88 114V115H87ZM5 115V116H4ZM9 115V116H8ZM26 115V116H25ZM81 115V117L79 118V116ZM86 115V116H85ZM246 115V116H245ZM39 116V117H38ZM56 118H55V117ZM10 117V118H9ZM248 117V118H247ZM43 118V119H42ZM54 118V119H53ZM105 118H106V122H105ZM247 118V119H246ZM28 119V120H27ZM42 119V120H41ZM48 121H47V120ZM89 120L88 122H87V120ZM10 120V121H9ZM12 120V121H11ZM30 120V121H29ZM110 120V119H109ZM33 121V122H32ZM42 121V122H41ZM47 121V122H46ZM49 121V122H50ZM240 123H239V122ZM246 121V122H245ZM256 121V122H255ZM258 121V122H257ZM33 124H35V125H33ZM262 122V123H261ZM27 123H29V124H27ZM42 123V124H41ZM46 125H45V124ZM101 123V124H100ZM107 123V124H106ZM252 123V124H251ZM44 124V125H43ZM48 124H50V123H48ZM83 124H86V128H85V130H84V125ZM91 124V123H90ZM99 124H100V127H99ZM106 124V125H105ZM21 125V126H20ZM29 126V128H28V126ZM31 125V126H30ZM87 125H88V127H87ZM94 125V126H95ZM101 125H105L107 128H109V129H111V130H109V129H107L105 126L103 127V126H101ZM261 125V126H260ZM33 126H34V128H33ZM78 126V125H77ZM248 126V127H247ZM48 127V126H47ZM49 127H50V125H49ZM79 127V126H78ZM91 127V126H90ZM234 127V128H233ZM241 127V128H240ZM254 127H256V128H254ZM258 127V128H257ZM36 128V129H35ZM80 128V127H79ZM105 128V129H104ZM230 128V129H229ZM237 128V129H236ZM24 129V130H23ZM161 129V128H160ZM163 130H164V127L162 128ZM161 129V131H163ZM236 129V130H235ZM17 130V131H16ZM37 130V131H36ZM90 130V129H89ZM103 130V131H102ZM108 130V131H107ZM165 130H167V128L165 129ZM235 130V131H234ZM22 131H24V132H27V134H32V135H30V136H32V138H33V148H37V150L38 151H30V150H27V149H24V148H20L19 149V151H17L18 149H17V147H16V149H11L12 148V146H10V148H8V147H6V144L5 143H7V142H11V141H14V140H16V138H17V136H19V133H21ZM35 131V132H34ZM99 133H97V132ZM102 131V132H101ZM161 131H160V133H161ZM229 131V132H228ZM39 132V133H38ZM96 132V133H95ZM107 132V133H106ZM163 132H165L166 134L168 133V131L166 132V131H163ZM162 132V133H163ZM235 132L236 133H239V135L241 136V134H243V137L241 136V138L239 139V137L238 138H236L235 139V141L233 140V138H234V134H235ZM241 132V133H240ZM244 132V133H243ZM246 132V133H245ZM16 133V134H15ZM23 133V132H22ZM35 133V134H34ZM106 133V134H105ZM226 133V134H225ZM232 133H234V134H232ZM14 134V135H13ZM40 134V135H39ZM102 134V135H101ZM106 136H105V135ZM107 134H109V135H107ZM164 134V133H163ZM252 134V135H251ZM92 135V134H91ZM260 135V136H259ZM6 136H8V138L6 137ZM37 136H39V137H37ZM110 136V137H109ZM223 136V137H222ZM246 136V137H245ZM46 137V138H45ZM93 137V136H92ZM102 137H104V139L102 138ZM4 138V139H3ZM10 138H11V140H10ZM39 138V139H38ZM41 138V139H40ZM109 138H112L111 140L109 139ZM222 138H224V139H222ZM232 140H230V139ZM245 138V139H244ZM247 138V139H246ZM14 139V140H13ZM237 139H238V141H237ZM242 139V140H241ZM261 139H263L262 141H261ZM5 140V141H4ZM34 140H36L35 142L37 143V145H35L36 143L34 142ZM41 140V141H40ZM102 140V141H101ZM106 140V141H105ZM109 140V142H108V144H107V141ZM224 140V141H223ZM228 140H230V141H228ZM258 140V141H257ZM260 140V141H259ZM228 141V142H227ZM111 142H113V141H111ZM228 144H227V143ZM232 142V145H230L229 143H231ZM238 142V143H237ZM241 142V143H240ZM261 142V143H260ZM248 143V144H247ZM4 144V145H3ZM250 144L251 145H253V146H251V148H253V149H251V148H249V146H250ZM256 144V145H255ZM34 145H35V147H34ZM40 145V146H39ZM102 145V146H101ZM105 145H106V147H105ZM110 145V146H109ZM226 145V146H225ZM240 145V146H239ZM3 146V147H2ZM8 146V145H7ZM234 146H235V148H234ZM246 146H248V148L249 149H251V151H246L245 149L247 148ZM258 146H259V148H258ZM40 147V148H39ZM102 147V148H101ZM233 147V148H232ZM256 147V148H255ZM262 147V148H261ZM39 148V149H38ZM109 148H110V151H112V153L110 152L109 153ZM244 148V149H243ZM7 149V150H6ZM24 149V150H23ZM41 149V150H40ZM233 149H236V150H238V149H240L239 151H241L240 153H239V151H234V152H238L237 154L239 155H237V154H235L234 152H233ZM254 149H255V152H254ZM263 149V150H262ZM11 150V151H10ZM21 150H23V154H22V151ZM25 150H26V152L28 151H30V153L31 154H29L28 152V155H26L27 153L25 152ZM36 150V149H35ZM43 150H44V152H43ZM51 150V151H50ZM95 150V149H94ZM103 150V151H102ZM114 150V151H113ZM258 150V151H257ZM7 151V152H6ZM13 151H14V153H13ZM21 151V152H20ZM42 151V152H41ZM108 151V152H107ZM246 151V152H245ZM16 152V153H15ZM95 152H96V150H95ZM243 152V153H242ZM259 152H261V153H259ZM4 153V154H3ZM19 153V154H18ZM26 153V154H25ZM104 153V154H103ZM252 153V154H251ZM254 153V154H253ZM255 153H257V154H255ZM263 153V154H262ZM14 154V155H13ZM17 154V155H16ZM25 154V155H24ZM48 154V155H47ZM103 154V155H102ZM248 155V157H247V155ZM251 154V155H250ZM6 157H5V156ZM13 155V156H12ZM27 156V157H25L24 158V156ZM116 155V156H115ZM236 155V156H235ZM244 155H246V157L244 156ZM249 155H250V157L253 155V157L252 158H250V160H246V158H249ZM256 155V156H255ZM8 156V157H7ZM16 156V157H15ZM118 156V157H117ZM235 156V157H234ZM255 157H257L256 159H255ZM4 158V159H3ZM13 158V159H12ZM33 158V159H32ZM51 158V159H50ZM114 158H110L112 161H109V163H108V165L110 164L111 166H110V168H111V170H114V172H115V169H116V163H114ZM237 158V159H236ZM8 159H9V161H8ZM13 161H12V160ZM27 159H26V161H27ZM43 159V158H42ZM234 159V160H233ZM240 159H241V161H240ZM245 159V160H244ZM253 161H252V160ZM261 161H260V160ZM4 162H3V161ZM6 160V161H5ZM15 160V161H14ZM35 160H33V163H34V161ZM53 160V161H52ZM242 160H244V161H242ZM254 160H256V161H254ZM18 161V160H17ZM233 161H235L234 163H233ZM23 162H24V164H23ZM30 162H27V164H28V166H29V168H31V164H29ZM230 162H232L231 164H230ZM236 162H237V165H235L236 164ZM244 162V163H243ZM251 162V163H250ZM2 163V164H1ZM13 163H14V165H17V167L15 166V168H14V170H15V174H16V172H17V174L19 173V175L20 176H22V178L21 179H23V180H20V182H23V183H21V186L20 185H17V186H15V184H16V182H15V180H13L14 178L16 179L17 178V174L14 176V170L12 171V169H13ZM18 163V162H17ZM49 163V164H48ZM59 163V164H58ZM7 165V166H5V165ZM248 164V165H247ZM254 164H255V166H254ZM261 164V165H260ZM33 165V164H32ZM252 165V166H251ZM257 165V166H256ZM36 164L35 165H33L32 166V168H34V170L33 171H31V169L29 170V171H31L32 173L33 172H35L36 171ZM237 167V168H233V167ZM247 166V167H246ZM11 167H12V169H11ZM10 170H9V169ZM16 168L18 169V171H20V172H18L17 170H16ZM21 168H23V167H21ZM26 168V170L27 169H29V168H27V166L25 167ZM25 168H23L24 170H25ZM110 168H109V170H110ZM240 170H239V169ZM241 168H243V170L241 169ZM220 169V170H221ZM234 169V170H233ZM4 170V171H3ZM8 172H7V171ZM24 170H23V172H24ZM25 170V171H26ZM110 170V171H111ZM220 171V172H223V171ZM230 170H232V171H230ZM235 170H236V172H235ZM246 170V171H245ZM28 171V172H29ZM217 171H219V169L218 170H216V172H214V174H213V172L211 173H209L208 172V174H211L212 175V177H210L211 175H208L207 173H206V176H205V179H207V181L205 182V184L206 185H208V187L207 186H205L207 189L209 188L210 190H213L212 188V186L214 185V186H216L217 184L216 183H218V182H216L215 183V181H220V183L221 184H223L224 182H229V179H227V177H225V174H224V178H226L228 181H226L225 179H223V176L221 175V174H223V173H220V172H218L219 173V175H217L218 173H217ZM240 171V172H239ZM246 173H245V172ZM247 171H248V173H247ZM10 172V173H9ZM13 172V173H12ZM22 172V173H23ZM27 172V173H28ZM113 172V171H112ZM238 172V173H237ZM244 172V174H243V176L240 174V173H243ZM236 175H235V174ZM2 174V175H1ZM10 175V176H9ZM13 175V176H12ZM209 177H208V176ZM214 175H216V176H214ZM237 175H240V176H238L237 177ZM219 176V177H218ZM220 176H222V177H220ZM10 177V178H9ZM12 177H14V178H12ZM103 177V181H105L106 182V178H105V176H102ZM116 178V177H115ZM210 178H213V179H210ZM218 178H221L220 180H218ZM233 178H230V180L232 181V179ZM20 179V178H19ZM19 179L17 178V183L19 184ZM209 179V180H208ZM237 179H235L236 181H237ZM244 179V178H243ZM252 179V180H251ZM11 180V181H10ZM13 180V181H12ZM57 180V179H56ZM55 179L53 180H51V183L54 181V183L53 184H59V182H56L55 183V181H56ZM118 179L116 178V181H117ZM214 181V183L216 184H214L213 182H211V181ZM223 180H225L224 182H223ZM240 180H241V182H240ZM2 181V182H1ZM119 181V180H118ZM254 181V182H253ZM13 183V185H11L12 183ZM14 182H15V184H14ZM50 183V182H49ZM120 183V184H119ZM207 183H212L211 185L210 184H207ZM220 183H218V184H220ZM242 183V184H241ZM44 184V185H43ZM42 185H43V187L45 188H43V190H48V188H46V186L48 187V182L47 181H44V183H43ZM114 185H115V183H113ZM121 184H122V187H121ZM128 184H131V185H129V186H131V187H128L127 185ZM132 182H129V183H127V182H125V184H124V182L122 183V181H119L118 182V184H116V185H119L120 186V188L117 186V187H112V186H110L109 184V186L108 185H105L104 186V188L105 189H103V190H105V191H103L102 192V194L100 193V194H95V196L97 197H93V199H91L90 198V200H91V202H90V205H88L87 204V207H85L84 209L86 210V211H88L89 210V212L88 213H84V212H86L84 209L82 210V211H84L83 213L84 214H86V215H88L89 217H90V213H91V211H93L94 212V210H95V212H94V215L97 213V215L99 214V218L98 217H96L97 215H93V212H92V217H90L91 218V222L90 223H92V222H94V221H96L95 219L93 220V217L94 218H98L99 219V221L101 220V218L103 219V220H101L100 222H101V224H102V227H103V229L102 230H104V228H108V227H110V226H112L113 225V223H110L109 224V222H113L114 221V216L113 215H115V216H117L120 220H123V221H120V223L121 224H119V226H117L116 228L117 229H121L122 228V230H123V227H121V226H123V222H125V226H124V230L122 231V230H120V231H116L117 229H114V231L115 232H117V236L119 237V236H121V238H120V241H121V239H122V242H120V241H118L119 243H118V245H119V249L120 248H125L126 247V249H124V250H126V253L128 254V256H129V254H131V250L133 251V249H129V248H131L132 246L131 245H134L133 243H138V242H136V241H131V240H129V236H122V234H124V231H126V233H125V235L129 232L128 230V228L127 227H129V225L130 224H128V221L130 220V217H129V214H127L126 213V209L125 208H128L129 206H128V204L126 205V202H128V200H132V202H131V200H130V202L129 203H133V202H137L138 203V201L135 199V197L136 196H133V194L134 193H136V195H137V191H138V189H137V187L136 186H134L137 190H135L134 189V187H133V189H132ZM221 184H220V186L218 185V187H216V189L217 190H213V191H221L220 189H222L223 187H225L226 185L227 186H229V184L228 183H225V184H223V185H225V186H223V187H221ZM10 185V186H9ZM26 185V183L24 184V186ZM113 185V186H114ZM137 185V184H136ZM240 185H241V187H240ZM10 188H12V189H10ZM125 186H127V188H129V189H127L126 190V187H125V189H124V187ZM138 186V185H137ZM210 186V187H209ZM242 186H244V188H242ZM4 187H7V188H9V190H10V192H9V190H7V188H6V190H5V188ZM15 187V188H14ZM27 187V186H26ZM212 187V188H211ZM219 187H221V188H219ZM119 188V189H118ZM227 188V187H226ZM229 188V187H228ZM14 189H16L15 191H14ZM25 191H24V190ZM111 189V190H110ZM204 189V188H203ZM224 189V188H223ZM222 189V190H223ZM117 190H118V192H117ZM124 190V191H123ZM126 190V191H125ZM132 190H134L135 192H133ZM205 190V189H204ZM255 190V191H254ZM14 191V192H13ZM109 191V192H108ZM116 191V192H115ZM131 191V192H130ZM151 192H152V190H150ZM209 191V190H208ZM208 191H205L208 195H209V197H211V194L210 193H212L211 191H209V193H208ZM226 191V190H225ZM225 191H223V192H225ZM227 191H228V189H227ZM227 191L225 192V193H227ZM21 192V193H20ZM96 192V191H95ZM112 192H113V194H112ZM123 192V193H122ZM126 192V193H125ZM214 192V193H215ZM222 192V193H223ZM255 192V193H254ZM12 193V196L10 195ZM14 193H16V194H14ZM24 193V194H23ZM106 193V194H105ZM108 193V194H107ZM119 193V194H118ZM121 193V194H120ZM128 193V194H127ZM131 193V194H130ZM214 193H212V195L214 194ZM130 194V195H129ZM206 194V195H207ZM246 194V196H244ZM255 194V195H254ZM23 195V196H22ZM101 197H100V196ZM114 195L116 196V195H118V197L116 198V197H114ZM123 195V197H121ZM127 196L128 197V199H127V197H124V196ZM207 195V196H208ZM14 196H15V199H14ZM102 196H104V198H106V199H104ZM106 196V197H105ZM109 196V197H108ZM134 197V201H133V199H132V197ZM11 197H13V199H11ZM26 197V198H25ZM246 197H248V199H250V200H248V199H246ZM6 198V197H5ZM20 198H22V199H20ZM94 198H95V200H94ZM102 198V199H101ZM262 198V199H261ZM20 200V203H19V201L18 200ZM89 199V198H88ZM101 199V200H100ZM105 201H104V200ZM110 199V200H109ZM111 199H113V200H115L114 202H113V200H111ZM121 201H120V200ZM253 199V200H252ZM11 201V202H13V203H9V201ZM15 200V201H14ZM23 200V201H22ZM97 200V201H96ZM110 201L109 203H108V201ZM125 200H127L126 202H125ZM244 200V201H243ZM247 200L249 201V203L252 205L253 203L255 204V208H254V210H253V205H252V207H250V208H252V210L251 211H253V212H255L256 211V215H257V217L259 218H257V219H254V220H250L251 218H249L248 216H247V218H246V215H244V214H246V213H248V212H250V210H248L247 212H246V210L245 209H248V205L247 204H245V203H248L247 202ZM8 201V203H9V205L13 208L14 206H15V208H14V212H16V210H18L19 212H18V214H17V212H16V218L18 217V219H20L19 218V216L21 217L22 215L24 216H22L21 218H22V220H23V223H22V227L21 226H16L17 224H15L14 225V223L12 224L11 222H13L12 220L10 221V220H8V221H10V223L9 222H7L6 221V219H5V217H4V213H3V203H5V204H7L6 202ZM17 201V202H16ZM27 201H28V199H27ZM86 202V203H89V202ZM95 201V202H94ZM101 201H102V203H101ZM117 201L118 202H120V203H117ZM123 201V205L124 206H126L125 208H124V206L122 207V202ZM246 201V202H245ZM94 202V203H93ZM97 202V203H96ZM100 202V203H99ZM104 202V203H103ZM107 202V203H106ZM112 202V203H111ZM245 202V203H244ZM253 202V203H252ZM16 203H18V204H16ZM22 203H23V205L24 206H22ZM85 203V204H86ZM93 203V204H92ZM116 203V204H115ZM210 203L212 204V205H214V206H212V205H210ZM19 204H21V205H19ZM53 204H54V202H53ZM94 204H96V205H94ZM97 204H99V205H97ZM109 205L110 204V206L112 207L113 205L115 206H113L114 207V209L113 210H115L114 212H112L113 210L112 209H110L109 208V206H107V205ZM113 204V205H112ZM117 204L119 205V207H117ZM241 204H243V206L241 205ZM249 204V205H250ZM12 205H14V206H12ZM29 205V204H28ZM55 206H56V203L54 204ZM54 205H53V207H52V209L54 208ZM209 205H210V207H209ZM256 205H257V207H256ZM16 206H22V207H18V208H16ZM91 206V207H90ZM246 206V208H244ZM112 207V208H113ZM263 207V208H262ZM26 208V209H27ZM89 208H92V209H89ZM221 208H224V209H222L221 210ZM238 208H236V209H238ZM258 208V209H257ZM21 209V210H20ZM29 209V208H28ZM27 209V210H28ZM38 209H41V208H38ZM43 209V208H42ZM55 209V208H54ZM104 210V211H102V210ZM108 209V210H107ZM121 209V211H119ZM125 209V210H124ZM213 209V210H212ZM215 209V210H214ZM218 209H220V211L218 210ZM226 209L228 210V211H226ZM236 209H234V211L236 210ZM91 210V211H90ZM96 210H98L97 212H96ZM100 210V211H99ZM109 210H110V212L113 214H111V213H109ZM112 210V211H111ZM123 210H124V212H123ZM127 210H129V208L127 209ZM260 210V211H259ZM25 211V212H24ZM36 211H38V210H36ZM36 211H34L35 213H36ZM40 211H42V210H39L37 213H38V215H40L41 217H45V216H43V213L44 214H46L45 212H46V208L43 210V213L42 212H40ZM45 211V212H44ZM117 211V212H116ZM119 211V212H118ZM231 212V216H234L236 213L238 214V216H234V219L232 220V219H230V212ZM257 211H259V212H257ZM24 212V213H23ZM30 212L31 211H29V214H30ZM39 212H40V214H39ZM100 212V213H99ZM115 212H116V214H115ZM211 212V213H212ZM216 212H220L221 214H222V216L223 215H227V216H224V217H220L221 215H220V213L218 214V213H216ZM226 212H227V214H226ZM244 212H246V213H244ZM23 213V214H22ZM47 213H48V211H47ZM82 213V212H81ZM104 213V214H103ZM106 213V214H105ZM108 213V214H107ZM118 213V214H117ZM125 213V214H124ZM129 213H130V211H129ZM234 213V214H233ZM22 214V215H21ZM28 214V217L30 216ZM229 214V215H228ZM37 214H35L34 216H36ZM37 215V216H38ZM83 214H81V216H82ZM85 215V216H86ZM101 215H102V217H101ZM107 215V216H106ZM127 215H128V217H127ZM210 215H209V217H210ZM215 215H217V217L220 219V223L218 222H214V220L216 219V216ZM245 216V218H244V216ZM256 215H255V217H256ZM39 216V217H40ZM78 216H79V214H78ZM84 215H83V217H85ZM122 216V217H121ZM228 216H229V218H228ZM67 217V216H66ZM89 217H86L85 219H87L86 221H84L83 220V222H86L85 224L83 223V225H88V227H90L89 226V222H88V218ZM109 217H111V218H113V219H111V218H109ZM124 217V218H123ZM238 217V218H237ZM46 218V217H45ZM70 218V217H69ZM68 218V219H69ZM106 218V219H105ZM108 218H109V220H108ZM215 218V219H214ZM217 218V219H218ZM240 218V219H239ZM242 218V219H241ZM248 218H249V220H248ZM27 219V218H26ZM71 220H73L72 219V217L70 218ZM69 219V220H70ZM84 219V218H83ZM214 219V220H213ZM221 219H224L223 221L221 220ZM225 219L227 220V221H225ZM230 219V220H229ZM21 220V221H22ZM30 220H31V222H30ZM108 220V221H107ZM258 220V221H257ZM26 221V222H25ZM90 221V220H89ZM102 221H103V223H102ZM216 221V220H215ZM231 222V223H235L236 225L235 226H237L236 227V229H238V230H235V231H237V232H235L234 233V235L233 236H231V237H228V234L227 233H225L224 234V236L223 235H221V233L220 232H218L219 231V228H221V222H222V224L224 225L225 224V222ZM261 221H262V223H261ZM96 222H98V220L96 221ZM96 222L94 223V226H95V224H96ZM107 222V223H106ZM115 222V221H114ZM211 222H209V223H211ZM227 223L229 226H230V223ZM81 223V222H80ZM104 223H106V226L104 227ZM207 223V222H206ZM240 223V224H239ZM255 223V224H254ZM29 224H32V226H34V227H32L31 226V228H29L30 227V225ZM110 226H109V225ZM115 224H118L117 222H115L114 223V225ZM126 224H128L127 226H126ZM255 226H254V225ZM257 224V225H256ZM83 225H82V223H81V225H77V227L76 228H78V227H82L81 228V230H79V229H76L75 228V230H79V232H82L83 231V229L85 230V228L86 227H84L83 228ZM91 225V227H93V223L92 224H90ZM114 225H113V227H114ZM205 225V224H204ZM228 225H224V228L225 229H227L228 228ZM259 225V226H258ZM261 225V226H260ZM2 226V227H1ZM7 226V227H6ZM14 226V227H13ZM7 230H5L4 228ZM26 227H28V228H26ZM88 227H87V229H88ZM90 227V228H91ZM119 227H121V228H119ZM216 227H218V230H215L216 229ZM223 227V226H222ZM240 227H241V229H240ZM3 230H2V229ZM16 228H18V230H16ZM34 228H37V229H34ZM41 228V227H40ZM89 228V230H92V229H90ZM111 228V227H110ZM110 228H108L109 230H110ZM128 229V230H125V229ZM12 229V230H11ZM16 231H15V230ZM23 229V230H22ZM33 229V232H31V230ZM42 229V228H41ZM105 229V230H106ZM107 229V230H108ZM222 230H225V229H223V228H221ZM220 229V230H221ZM22 230V233L20 232L19 233V231H21ZM26 230V231H25ZM35 230V231H34ZM43 230V229H42ZM104 230V231H105ZM243 230V231H242ZM261 230V231H260ZM9 231H10V233H9ZM28 231V232H27ZM38 233H37V232ZM121 231H122V233H121ZM207 231V232H206ZM212 231V232H211ZM214 231H216V232H214ZM257 231V232H256ZM260 231V232H259ZM5 232H8V233H5ZM16 232V233H15ZM24 232V233H23ZM31 232V233H30ZM44 232H45V230H44ZM44 232H43V234H44ZM76 232H78V231H76ZM212 233V234H215L216 236H221L222 238V240L223 239H226V240H221L220 239V236L219 237H217V239H220V240H214V239H212L213 238V236H214V238L216 237L215 235H212V234H209V233ZM214 232V233H213ZM217 232L219 233V234H217ZM238 232H239V234H238ZM254 232H256V233H254ZM2 233V234H1ZM12 233V234H11ZM18 233V234H17ZM120 233V234H119ZM241 233V234H240ZM7 236H5V235ZM10 234V235H9ZM15 234V235H14ZM21 234V235H20ZM22 234H23V236H22ZM33 234V235H32ZM47 233L45 232V234L44 235H46ZM129 234V233H128ZM127 234V235H128ZM226 234H227V236H226ZM3 235V236H2ZM21 236V238H18L19 236ZM26 235V236H25ZM39 235V236H38ZM59 235H61V233L59 234ZM59 235H57V240L56 241H58V242H60V243H62V241H64V237H66L67 235H64V237L62 236V237H60V238H63V239H58V236ZM70 235V234H69ZM68 235V236H69ZM74 235V234H73ZM72 234L69 236V238H67L68 239V241L69 242H67L66 243V245L69 243V244H72L73 243V241H74V236H73ZM209 235H211V236H209ZM237 235V236H236ZM242 235V236H241ZM10 236V237H9ZM18 236V237H17ZM24 236L26 237V239H29V240H26L25 238H24ZM30 238H29V237ZM33 236V237H32ZM36 236H38L39 238H40V240H42V241H40L39 240V238L38 237H36ZM230 236V235H229ZM13 237V238H12ZM18 238V240H17V238ZM28 237V238H27ZM123 237H124V239H126V238H128V239H126V240H124L123 239ZM126 237V238H125ZM172 237V235L169 237V238H171ZM211 237V238H210ZM225 237V238H224ZM238 238L237 240L235 239V238ZM241 237H242V239H241ZM8 238V239H7ZM15 241V240H17L16 242H13V240ZM15 238V239H14ZM24 238V239H23ZM31 238H32V240H31ZM36 238H38V240L40 241V242H38V240L36 239ZM70 238H73V239H70ZM210 238V239H209ZM244 238V239H243ZM255 238V239H254ZM20 239V240H19ZM33 239H34V241H33ZM5 240V241H4ZM7 240V241H6ZM23 240V241H22ZM36 240V241H35ZM72 240V242L70 243V241ZM127 240H129L130 242H132V244H130L129 245V247H128V241ZM173 239L171 238V241H172ZM239 240V241H238ZM241 240H242V242H241ZM252 240V241H251ZM29 241H31V242H29ZM33 241V242H32ZM66 241V240H65ZM65 241L63 242V243H65ZM232 241V242H231ZM6 242H8V246H7V244H6ZM19 242H20V244H19ZM125 242H127L126 244H125ZM3 243V244H2ZM5 243V244H4ZM11 243V244H10ZM25 243V244H24ZM32 243V244H31ZM33 243H35L34 244V246H33ZM37 243H39V244H37ZM62 243V244H63ZM121 243H123V244H121ZM216 243V242H215ZM219 242H217L216 244H218ZM228 243H230V244H228ZM245 243V244H244ZM26 244H28V245H26ZM196 244H199L200 246H204V247H206V248H204V247H200V246H198V245H196ZM243 244V245H242ZM4 245V246H3ZM16 245V246H15ZM24 247H23V246ZM63 245H65V244H63ZM122 245V246H121ZM196 245V246H195ZM232 245V246H231ZM246 245V246H245ZM20 246V247H19ZM26 246H28L29 248H25ZM31 246L33 247V248H31ZM124 246V247H123ZM131 246V247H130ZM135 246H137L136 244H135ZM134 246V247H135ZM198 246V247H197ZM212 246V247H211ZM220 246V247H219ZM237 246V247H236ZM4 247H7L6 249H9L8 251L6 250V249H4ZM9 247V248H8ZM22 247V248H21ZM36 248V250H35V248ZM127 247H128V249H127ZM199 247L201 248L200 250H199ZM20 248L22 249V250H20ZM35 250V252H33V250ZM214 251H213V250ZM242 249V250H241ZM118 250V249H117ZM211 250V251H210ZM224 250V251H223ZM227 250V251H226ZM235 250V251H234ZM17 251V252H16ZM18 251H20L21 253H18ZM161 251V252H160ZM164 251H166V250H164L163 248H161V250H160V248H159V250H158V252H157V255H155L156 257V259L154 258V257H152V259L153 260H156L157 262H159L160 261V255H164ZM200 251H202V252H200ZM215 252V253H218V254H215V253H213V252ZM229 251L231 252V253H233V254H231L232 255V257H231V255H229L230 253H229ZM13 252V253H12ZM25 252V254H23ZM37 252V253H36ZM129 252V253H128ZM162 253V252H164V253H162V254H160V253ZM168 252V251H167ZM166 252V253H167ZM225 252H226V254H225ZM236 252L238 253V254H236ZM7 253V254H6ZM10 253V254H9ZM18 253V254H17ZM34 253H36V254H34ZM116 253H118V252H116ZM159 253V254H158ZM194 253V254H193ZM205 253V254H204ZM211 255H210V254ZM229 253V254H228ZM119 254V253H118ZM214 254V255H213ZM6 255H7V257H6ZM9 255V256H8ZM13 257H12V256ZM23 255H24V257H23ZM28 255V256H27ZM132 255V254H131ZM167 254H165V256H166ZM194 257H193V256ZM196 255V256H195ZM204 255V256H203ZM229 255V256H228ZM2 256V257H1ZM19 256V257H18ZM22 256V257H21ZM32 256V257H31ZM35 258H34V257ZM40 256V255H39ZM117 256V255H116ZM224 256V257H223ZM3 257H4V259H3ZM12 259H11V258ZM27 257H28V259H27ZM41 257V256H40ZM40 257H38L39 259H40ZM130 257V256H129ZM132 257V260L133 259H135L134 257H133V255L131 256ZM130 257V258H131ZM158 257H159V259H158ZM164 256H162V258H163ZM167 257V256H166ZM165 257V259L164 260H166L167 258ZM194 259V261L192 260V258ZM229 257V258H228ZM7 258H9V259H7ZM17 258V259H16ZM202 258V259H201ZM208 258V259H207ZM227 258V259H226ZM233 258H234V260H233ZM236 258H238L237 260H235ZM3 259V260H2ZM22 259V260H21ZM30 259H31V261H30ZM145 260L142 262V264H145L144 262H146V264H150V259L148 258V257H145L144 258ZM148 259V260H147ZM163 259H161L162 261H163ZM184 259V260H183ZM187 259V260H186ZM198 261H197V260ZM232 259V260H231ZM8 260V261H7ZM9 260H10V262H9ZM27 260V261H26ZM41 260V259H40ZM152 260V261H153ZM224 260H225V262H224ZM228 260V262H226ZM2 261H4L3 263H2ZM6 261V262H5ZM18 261V262H17ZM34 261H36V262H34ZM44 261H46V263L44 262ZM135 261V260H134ZM156 261H155V263H156ZM211 261V262H210ZM38 262V263H37ZM154 262V261H153ZM164 262V261H163ZM185 262V263H184ZM244 262V263H243ZM134 264L136 263H138V264H141V263H139V262H133ZM162 263V262H161ZM152 264V263H151Z\"/></svg>", "mask_w": 264, "mask_h": 264}]
</instances>
